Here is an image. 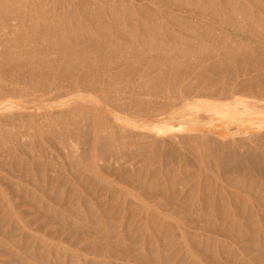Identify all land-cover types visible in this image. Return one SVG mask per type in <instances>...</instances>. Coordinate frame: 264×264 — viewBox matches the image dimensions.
I'll use <instances>...</instances> for the list:
<instances>
[{
    "label": "rangeland",
    "instance_id": "374dc122",
    "mask_svg": "<svg viewBox=\"0 0 264 264\" xmlns=\"http://www.w3.org/2000/svg\"><path fill=\"white\" fill-rule=\"evenodd\" d=\"M23 1L25 2V3H23ZM40 1L41 0H19V3H18V0H13V2H12V4H14L15 5V2H16V5L15 6H17V5H19L18 7H19V15H18V18L22 21V23H20L21 21L18 19L17 20V18L15 19V17H17V16H13L12 17V15H7V16H11L10 18H12L11 20H10V18H8L7 16V18L6 19H8L7 21H6V19H3V18H5V17H3V14H2V17H1V14H0V29H2V24L3 25H9L10 23L13 25V24H17V22H18V29H17V31L14 33V34H16V35H14V34H12L11 36L12 37H15V38H13V39H15V42H16V45H18V47H22L23 49L25 48L26 50H27V48L28 47H30L31 49L33 48V49H42V50H44V48H42L41 46L42 45H45L46 43L48 44L49 42V44H51V42H52V39H53V37H54V35H55V37H54V39L56 38V37H58V35H60L61 37H62V35H61V33H59V32H61L62 30H64L65 32H66V30H68V29H70L69 31H75V29H76V32H77V34L74 32L73 33V35L72 36H68V38H69V40H68V42L69 43H71L73 46H75L76 45V47L75 48H78L77 46L83 41L85 44H87V41L86 40H88L89 39V37L91 36V35H89V32H90V29L88 30V27L89 28H91V32L90 33H92V36H91V39L90 40H93L94 42H95V44L96 45H94V46H99L100 48H101V46H103L102 47V49H108L107 47H109L108 45L110 44V46L112 47V45L116 42V43H126V44H128V45H126V46H128V47H130V45H132V47L131 48H133V44L131 43L132 41H134V42H136L135 43V45H136V48H138L139 46H141V47H139L138 48V50L136 51V52H138V51H140V50H142L141 48L143 47L144 48V44L143 43H146V44H150V43H152L153 42V39H154V43H152L153 45L155 44V46L156 45H158V42L160 43V38L162 37V40L164 41L163 43L165 44V46H169V48L171 47V45L170 44H172L173 42H170V40L171 41H173V38H176V39H180V38H182V42H184L186 45H189L188 43H191L190 45L191 46H194V47H196L197 46V43L199 44L200 42L202 43V44H199V45H204L205 43H206V47H208V46H212L211 45V42L209 41V40H203L202 39V37H201V35H205L206 33H205V28H207L208 29V27H209V30L207 31L206 30V32L207 33H209V34H211L209 31L210 30H212L211 32H213L212 34H214L215 36H216V38H219V37H221V38H223V36H230V35H232V36H230L231 38H233V39H231L230 41H229V43H231L232 44V41L234 40L235 41V38H236V41L233 43L235 46L237 45V43L239 44V45H241V47H243V46H247V38L249 37V36H251V39L252 40H255V41H253V42H264L263 40H262V38L258 35V36H256L258 33H263L264 32V17H263V15H264V5H261V7L260 6H255V4H251V2H249V0H240V1H238L237 0V2H240V4L242 5H240V7H241V9L239 8V7H237L236 9L237 10H233V7H229V8H227V4L225 3V1L224 0H216V2H219V3H217L218 5L217 6H219V7H217V6H215V8L217 9V11L219 10V9H222V10H219V12H220V17H219V20L221 19H223V21H224V23H223V21H218V18L216 17L215 19H214V15H210L211 17L210 18H208L209 17V15H207L206 14V16H204L203 14H200V13H195V14H193V13H190V12H185L186 14H184V12L183 11H181V10H179V7L177 6V5H175L174 3H170V4H172L171 6L169 5V7H166V5L168 6V3H166L165 4V6H164V4L163 3H165V2H167V0L165 1L164 0V2H162V4H161V1L162 0H159V3L158 2H156L157 0H94V1H92V0H72V1H70V0H50V2L51 3H53V1H54V3L52 4V5H49V0L47 1V0H44V1H41V3H40ZM62 1H64L63 3H64V5H63V3H61ZM67 1V2H66ZM70 1V4H71V7H73V9L70 7V4L69 5H67L68 4V2ZM97 1H98V3H97ZM109 1H111V2H109ZM181 1H183V0H181ZM187 1H189V0H187ZM186 1V2H187ZM195 1H200L201 2V4L202 5H204V4H206V3H204L206 0H195ZM194 0H190L189 2L190 3H192V2H195ZM220 1H222L221 3L223 4V6H224V8H223V6H221L222 4L220 3ZM236 1V0H235ZM33 2V3H32ZM42 2H45V3H47L48 4V6H51V7H48V10H47V6H46V9H44V6L43 5H45V3L43 4ZM60 2V3H59ZM126 2V4H124ZM129 2H132V3H129ZM189 2H187L188 4L187 5H190V3ZM204 4H203V3ZM20 3L22 4V5H20ZM37 3H40V4H37ZM50 3V4H51ZM103 4V6L106 4L107 6H105V7H102L103 9H101V7H100V4ZM113 3V5H111ZM128 3V4H127ZM262 3L264 4V0H262ZM23 4H25V5H23ZM29 4V7H30V5L31 4H33V5H31L32 7H30V9H32V10H30V11H34V14L32 15V12H29L28 10H26V9H28L29 7L27 6V5ZM43 4V5H42ZM46 4V5H47ZM61 4L64 6V9L63 8H61ZM131 4H133V6H131ZM152 4V5H151ZM220 4V5H219ZM39 5H41L42 7H43V9L44 10H47L46 11V13H45V11H43V9L41 8V6H39ZM66 5H67V7H68V11H67V7H66ZM75 5L77 6V7H75ZM139 5V6H138ZM141 5V6H140ZM192 5V4H191ZM190 5V6H191ZM208 5V4H207ZM206 5V6H207ZM21 6H23V7H21ZM25 6V7H24ZM35 6V10H33V7ZM102 6V5H101ZM111 6V7H110ZM122 6V7H121ZM124 6V7H123ZM205 6V5H204ZM205 6V7H206ZM247 7L245 10L246 11H248V13L247 12H245L244 11V18L242 17V15H241V17L244 19L242 22H241V19L240 20H233L234 18V16H236V15H239V14H234L235 13V11H236V13H239V11H240V14L242 13V11H243V9H244V7ZM40 7V8H39ZM52 7H56V8H54L55 10H53V8ZM86 7V8H85ZM133 7V8H132ZM173 7V8H172ZM178 7V8H177ZM263 7V8H262ZM21 8H24L23 9V11H22V9ZM39 8V9H38ZM78 10H77V9ZM131 10H133V9H135V11L133 10H129V9ZM139 8V9H138ZM156 8V9H155ZM243 8V9H242ZM262 8V9H261ZM37 9H38V12H37ZM111 9V12L109 11ZM122 9V10H121ZM137 9H138V11H137ZM147 13L146 15H145V12H143V10ZM167 9V10H166ZM223 9H225V10H229V13H231V14H228V10L227 11H224ZM239 9V10H238ZM51 10H53V13H52V11ZM75 10V11H74ZM96 10V11H95ZM101 10H103L102 12H100ZM116 10V12H114ZM141 10H142V13H139V11L141 12ZM157 10V11H156ZM230 10H231V12H230ZM234 12H233V11ZM258 10V11H257ZM260 10H262V11H260ZM25 11H26V13H25ZM35 11L37 12V13H42V15L43 14H45V15H43L44 16V19L46 20V19H49L50 18V16H51V18L50 19H52V22H51V20H49V21H47V25L46 26H48L49 25V27H45L44 25H43V21L44 20H42L41 21V19H43L41 16L42 15H40V14H38L37 15V13L35 14ZM57 11H58V13H57ZM60 11V12H59ZM84 13H83V12ZM88 11V13H86ZM95 11V12H94ZM119 11H122V12H119ZM125 11L127 12L126 14H127V18L125 17V15L126 14H124L125 13ZM129 11H130V13H129ZM221 11H224V14H226V17H224V14L221 12ZM238 11V12H237ZM23 12V13H22ZM48 12H50V13H52V14H50V13H48ZM74 12H76L77 13V16H79V18L78 17H76V15L74 16ZM78 12H79V15H78ZM118 12H119V15H118ZM131 12H133L134 13V15H135V18L136 19H134V20H136V21H134L133 20V13H132V18H131ZM136 12V13H135ZM149 12V13H148ZM150 12H151V15H150ZM157 12V13H156ZM164 12V14H162ZM218 12V13H219ZM259 12V13H258ZM22 13V14H21ZM59 13H61V14H59ZM64 15H63V14ZM68 13V15L69 16H74V17H76V18H78V19H83V20H78V22L76 21L77 19H74L73 17H67V14ZM72 15H71V14ZM75 13V14H76ZM82 13V14H81ZM129 13V14H128ZM144 13V14H143ZM156 13V14H155ZM29 14H31V15H29ZM47 14V15H46ZM50 14V15H49ZM57 15V17L59 18L60 17V15H61V20H62V18L66 21V22H62L61 20H59L58 18H56V15ZM59 14V15H58ZM87 14H90V16H91V18L89 17V15H87ZM148 14H149V16H148ZM159 14V15H158ZM167 14V15H166ZM170 14V15H169ZM172 14H174V15H172ZM246 14H248L247 16H249V17H247V16H245ZM259 14V15H258ZM262 14V15H261ZM39 15H40V17H39ZM49 15V16H48ZM52 15H54V20H56V21H54L53 20V16ZM115 15V16H114ZM124 15V16H123ZM155 15L157 16V18L155 17ZM166 15V16H165ZM180 15V16H179ZM189 17V15H190V17H189V19H184V17H187V16ZM229 15H232L233 17H230ZM5 16V15H4ZM31 16H37V19L35 18V17H33V19L35 20V21H33V19L31 20V22H29L30 23V25L28 24V23H24V22H28L30 19H29V17H31ZM46 16V17H45ZM48 16V17H47ZM62 16H65V17H62ZM116 16H118V18L120 17V18H122L121 20L119 19H116ZM121 16H123V17H121ZM128 16H129V19H128ZM153 16V17H152ZM159 16H161V19H160V17ZM172 17V18H169V21H170V19L171 20H173L174 19V24H173V22L172 21H168V18L167 17ZM184 16V17H183ZM192 16H193V18H192ZM229 16V17H228ZM22 17H24V19L22 18ZM107 17V18H106ZM112 17H114L116 20H118V21H116L114 18H113V20L114 21H112L111 19H112ZM147 17H149L150 19H153L152 20V22L154 21V22H157L158 21V25H159V22H161L160 23V26H161V28L162 29H160V26L158 27L159 29H160V31L159 32H157L156 33V31H157V27L155 28V29H153L154 28V26H157V24L156 23H152V25H153V27L151 26V20L150 19H148ZM164 17H165V19H164ZM183 17V18H182ZM187 17V18H188ZM27 18V19H26ZM39 18V19H38ZM68 18H70L69 20H68ZM74 20H73V19ZM108 18H110V19H108ZM140 18V19H139ZM143 20H142V19ZM147 18V19H146ZM159 18V19H158ZM179 18V20H178V22L180 21V20H183L182 22H184V23H186V25H187V23H189L191 20L192 21H195V23H192V21H191V25H193V29L194 30H196V32H197V30H198V32H199V29H201V31L199 32L200 33V35L198 34V32H197V34H196V32H194V31H190L189 29H190V24H188L189 25V29L188 28H184V27H182V26H180L179 24V26H177V23L178 22H176L175 23V20L177 21V19ZM190 18H192L191 20H190ZM212 18H213V21H212ZM230 18H232V21H233V23H232V25H230V24H228L227 25V23H229V22H226V20L227 21H229V20H231ZM247 18H249V20L247 19ZM258 18V19H257ZM260 18H262V19H260ZM29 19V20H28ZM73 20V22H72V20ZM92 19V20H91ZM144 19H146V20H150V21H146V20H144ZM157 19V20H156ZM210 19V20H209ZM225 19V20H224ZM236 19V18H235ZM238 19V18H237ZM1 20H4V21H1ZM38 20H40L39 22L41 23V26H42V29H41V27H39L40 26V23L39 22H36V21H38ZM63 20V21H64ZM108 20H109V22H108ZM129 21V23H128V21ZM132 20H133V22H132ZM156 20V21H155ZM165 20H167V21H165ZM188 20H190L189 22H188ZM202 20V21H201ZM248 21V24H247V21ZM259 20H263L262 22L260 21L259 22ZM11 21V22H10ZM54 21V22H53ZM58 21H61V23H62V26L60 27L62 30L60 31L59 29L60 28H58L57 29V27H59V24H60V22H58ZM115 21H116V23H115ZM119 21H121L122 23L121 24H123V25H121V24H118L117 22H119ZM138 21H141V23H139ZM143 21V22H142ZM146 21V22H145ZM201 23H200V22ZM205 21V22H204ZM235 21V22H234ZM8 22V23H7ZM10 22V23H9ZM51 22V23H50ZM58 23V26L56 25L57 23ZM75 22V23H74ZM76 22H77V24H76ZM81 22H82V24H81ZM114 22V23H113ZM130 22H132L131 24H132V27L133 28H131L130 26ZM169 24L170 23V26L167 24V23ZM203 22H204V24H203ZM242 23L245 27H247V28H245L247 31H245V29L244 28H242V26L243 25H238V27L239 28H242V29H240V30H243V31H245V33L244 32H238V31H240L239 29H236V28H238L237 26H235L236 24H234V23ZM246 22V23H245ZM5 23V24H4ZM31 23H33V24H31ZM48 23H50V24H48ZM56 23V24H55ZM64 23H65V25H64ZM68 23V24H67ZM75 24V26L77 25V27L75 28L73 25ZM79 23H80V25H79ZM89 24V26H88V24ZM104 23V24H103ZM112 23H113V25H112ZM129 24V26H128V24ZM133 23H135V24H133ZM139 23V24H138ZM144 24V26H142L143 24ZM149 23V24H148ZM197 23V24H196ZM199 23V24H198ZM221 23V24H220ZM255 23H258V24H255ZM26 24V26L24 27L23 25H25ZM56 25V26H53V25ZM84 24H87L86 26H84ZM116 24H118V25H116ZM164 24V25H163ZM167 24V25H166ZM226 26H229V27H225V25ZM21 26V28H20V26ZM32 25V26H31ZM97 25V26H96ZM100 27H99V26ZM104 25H106V26H104L105 27V29H104V27L103 26ZM110 25H112V26H110ZM114 25H116V26H114ZM119 25H121V26H119ZM125 25V26H124ZM149 25V26H148ZM174 25V26H173ZM185 25V26H186ZM187 25V26H188ZM195 25V26H194ZM235 27H234V26ZM260 25V26H259ZM27 26H28V28H27ZM66 27V28H64V27ZM67 26H69L70 28H68ZM88 26V27H87ZM113 27L114 26V31H113V28L112 29H109V28H106V27ZM124 26V27H123ZM143 28H142V27ZM167 26V28H164V27H166ZM176 26V27H175ZM199 26V27H198ZM213 26V27H212ZM214 26H216V27H218V29L215 27L214 28ZM231 26H233V28H230ZM255 26H256V28H255ZM34 27L36 28V30L34 29ZM54 28V29H52L51 30V28ZM81 27V28H80ZM84 27V28H83ZM98 27V28H97ZM121 27V28H120ZM144 27L147 29H144ZM151 27V28H150ZM170 27H172V29H170ZM175 27V28H174ZM182 27V28H184L183 30L182 29H180V28ZM205 27V28H204ZM212 27V28H211ZM254 27V28H253ZM260 27V28H259ZM24 28H26V29H24ZM85 28H86V30H85ZM117 28H119L120 30L119 31H121V33H118L117 31H118V29ZM123 28L124 29H126L125 30V32L123 31ZM148 28H150V29H148ZM169 28V29H168ZM178 28L180 29V31L178 30ZM196 28V29H195ZM199 28V29H198ZM211 28V29H210ZM21 29H23V31L25 30V33H27V35H25V33L21 30ZM28 29H30V30H28ZM32 29H34L33 30V32H32ZM39 29H40V32H38L39 31ZM50 31V35L52 36L53 35V37L51 38L50 36H49V32H47L48 34H46V31ZM48 29V30H47ZM59 31H57V30ZM79 29H81V31H82V34H80L81 32L80 31H77V30H79ZM94 29H96L95 30V32H94ZM102 30V29H104L105 31H104V33L102 32V31H99V30ZM111 31V33L109 32V34L107 33L108 31ZM117 29V30H116ZM128 29V30H127ZM132 29V30H131ZM134 29V30H133ZM143 29H144V34H143ZM166 29V30H165ZM176 29V30H175ZM188 29V30H187ZM202 29H203V31H202ZM214 29V30H213ZM228 29H231V30H228ZM233 29V30H232ZM255 29V30H254ZM259 29V30H258ZM54 30V31H53ZM83 30H85L84 32H83ZM129 30H130V32H131V34H130V32H129ZM139 30H140V32H139ZM164 32H162V31ZM175 30V31H174ZM178 30V31H177ZM185 30V31H184ZM236 30H238V31H236ZM253 30L254 31H256L255 33L253 32ZM24 33H22V32ZM34 31H37V32H35V36H34ZM89 31V32H88ZM100 32V34H99V32ZM122 31L124 32V33H122ZM132 31H133V34H132ZM148 31H150L148 34L150 35V33L153 31V32H155L158 36H156V35H154L155 33H151V37L152 36H154L155 38H150V36L147 34V32ZM166 31H168L167 33H165ZM186 35H182V32ZM187 31L189 32L190 31V33L191 32H193V33H195V34H193L194 36H191L192 34H189V33H187ZM214 31H216V32H214ZM234 31H236V32H234ZM21 32V33H20ZM30 32V33H29ZM32 32V33H31ZM45 32V33H44ZM53 32H54V34H53ZM79 32V33H78ZM112 32H114V33H112ZM170 32V33H169ZM188 34H186V33ZM203 34H202V33ZM221 35V36H219L218 35V33ZM20 33V34H19ZM56 33L58 34V35H56ZM86 33V34H85ZM98 33V34H97ZM127 33V34H126ZM140 33H142V34H140ZM160 33V34H159ZM161 33H163V36H161ZM173 33V34H172ZM176 33V34H175ZM217 33V34H216ZM233 33V34H232ZM235 33V34H234ZM247 33V34H246ZM31 34V35H30ZM62 34L64 35V33L62 32ZM75 34V35H74ZM106 35V34H108V36L106 35V36H102V35ZM120 35L121 36V38H119L117 35ZM122 34L124 35V34H126V39H128V40H126V39H124L123 37H125V35L122 37ZM128 34L130 35V36H128ZM142 35L141 37L142 38H140V35ZM171 35V36H173L172 38H171V36H169V38H171L170 40L167 38L168 36H166V35ZM211 34V35H212ZM225 34V35H224ZM237 34V35H236ZM249 34V35H248ZM14 35V36H13ZM21 35V36H20ZM22 35H23V37H22ZM38 35V37L36 38V36ZM42 35H48L47 36V39L49 38H51L50 40L51 41H49V42H43L42 43V41H45V39L44 38H46V36H43L42 37ZM82 35V36H81ZM94 35V36H93ZM96 35H98V37H96ZM131 35L133 36L134 35V37H133V40L131 39V38H128V37H131ZM213 35V36H214ZM10 36V39H12V37ZM58 37L57 39H59V38H61V37ZM80 36V38H78ZM88 36V37H87ZM116 36H117V38H116ZM149 37L150 39H151V41L150 40H148V39H146L145 37ZM161 36V37H160ZM183 36H184V39H183ZM190 36V37H189ZM196 36H197V38H196ZM198 36H199V39H198ZM214 36V37H215ZM245 36V37H244ZM247 36V37H246ZM253 36H255V38L253 37ZM22 39H24V41H26L27 40V43H25V45H24V42H23V40H21V38ZM30 37L32 38L31 39V41H30ZM34 37V38H33ZM100 37L103 39L102 41H100ZM110 37V38H109ZM114 37V38H113ZM147 37V38H148ZM160 37V38H159ZM166 37V38H165ZM187 37V38H186ZM201 37V38H200ZM227 37H225V39L227 38ZM20 38V39H19ZM26 38H28V39H26ZM42 38V39H41ZM98 38V39H97ZM104 38H106V39H109V40H106V39H104ZM123 38V39H122ZM158 38V39H157ZM192 38V39H191ZM250 38V37H249ZM254 38V39H253ZM12 39V40H13ZM35 39L37 40V42L35 41ZM44 39V40H43ZM46 39V40H47ZM48 39V40H49ZM53 39V40H54ZM76 39V40H75ZM95 39H97L96 41H95ZM116 39V40H115ZM131 39V40H130ZM135 39V40H134ZM143 40L142 42L140 41V40ZM169 41H168V40ZM47 40V41H48ZM115 40V41H114ZM185 40V41H184ZM189 40H190V42H189ZM227 40V39H226ZM228 40H229V37H228ZM240 40H242V41H240ZM259 40V41H258ZM22 43H21V42ZM41 41V42H40ZM100 41V42H99ZM104 41H108V42H106L107 43V45H106V43H104ZM126 41H129V42H126ZM131 41V42H130ZM194 42V44H192L193 42ZM199 41V42H198ZM203 41H204V43H203ZM246 41V42H245ZM19 42V43H18ZM35 42V43H34ZM40 42V43H39ZM96 42H98V43H96ZM101 42H103L104 43V45H101L102 43ZM133 42V43H134ZM150 42V43H149ZM208 42H210V44L208 43ZM240 42H242V44L240 43ZM21 43V45H19ZM32 43H33V45H35V46H33L32 45ZM78 43V44H77ZM109 43V44H108ZM123 43V44H124ZM214 43V42H213ZM212 43V44H213ZM40 44H42L41 46H40ZM48 44V45H49ZM101 46H100V45ZM195 44H196V46H195ZM208 44V45H207ZM28 46V47H25V46ZM48 45L45 47V46H43V47H45V49L48 47ZM125 45V44H124ZM215 45V44H214ZM239 45H237V46H239ZM138 46V47H137ZM157 47V46H156ZM30 48H28V49H30ZM90 48V47H89ZM24 49V50H25ZM0 50H1V48H0ZM103 50V51H104ZM133 50H135V48L133 49ZM88 53L89 52H87V55L84 53L83 55L82 54H80V55H82V56H84V57H87V56H89L90 54H91V52L89 53V55H88ZM138 54V53H137ZM86 55V56H85ZM80 62H82V61H80ZM238 63H240V61H237L236 63H234L233 65H234V67H233V65L231 66V68H232V70L233 69H235V70H233L234 72L236 71V70H238V69H240L241 67H243V66H245V65H243V66H241V63H243V64H245V62H241L240 64H238ZM77 64H79V62L77 61ZM236 64H237V66H236ZM137 65H138V63H137ZM144 65V64H143ZM239 65H240V68H239ZM95 66H97L98 67V65H97V63H95L94 64V69H96L95 68ZM100 66V65H99ZM140 66V65H139ZM141 66H142V64H141ZM144 67V66H143ZM92 69H93V67H91ZM103 67L102 66H100V67H98V71H96L95 70V72H97V73H99L98 75H96L97 73H95V72H92L91 73V71H94V70H92V69H89V70H87L86 72L88 73V74H91V75H88L89 77H87L86 78V83L87 84H89V83H93L95 80L97 81V79L98 80H102L103 82H101L100 83V85H102V84H104V71L103 70H101L100 71V69H102ZM91 70V71H90ZM232 70H229V72H228V74H230V72L232 71ZM100 71V72H99ZM260 71H262V70H255V71H253L252 72V74H254V73H256V72H260ZM93 73H95V75L93 74ZM102 73V74H101ZM101 74V75H100ZM8 75H11V77H10V79L11 80H14L13 79V73H8ZM94 75V76H93ZM95 76H96V78H95ZM63 78V77H62ZM61 78V79H62ZM91 78V79H90ZM218 78V77H217ZM217 78H211V81H212V79H213V81H221L222 80V77H220L219 76V79H217ZM220 78H221V80H220ZM216 79V80H215ZM80 80H82L81 78H80ZM79 80V83L81 82ZM89 82V83H88ZM95 83V82H94ZM213 83H215V82H213ZM17 83H15V85H16ZM81 84V83H80ZM183 85L181 86L180 85V87H178V89L180 90V92H179V90H178V92L179 93H181V92H183V89H181L182 87L184 88V83H182ZM263 84V85H262ZM19 85V84H18ZM260 85H262V86H264V82H260ZM86 87H88L87 85H86ZM102 87V86H101ZM107 89V86L104 84V89ZM170 89V88H169ZM182 90V91H181ZM172 89H171V94H172ZM94 94H93V93ZM98 91H96V93L94 92V91H92V90H90V91H85V92H83L82 94H80V95H73V94H71V95H65V96H63V97H60V98H57V99H54V100H51V101H49L48 103H50L49 105H44V106H39V105H34L33 103H27V102H25V99H26V97H22V96H18V95H16V94H10V95H6L4 98H1L0 99V116H1V118H2V116H3V118H5L4 116H7L6 117V119H5V121H4V119L1 121L0 120V148H1V145H4V143H5V145L4 146H2V148L4 149V147H12L11 149L10 148H8L9 150H7V151H5V152H3L2 150L3 149H1L0 150V156H2L3 158H4V156H5V154L7 153V155L8 156H6L5 157V161H4V159L2 158V157H0V167H3V168H0V193H1V195H3V198H1L0 199V243L1 244H4V245H6V246H8L9 247V245H10V249H12L13 251H15V253L16 254H18V255H20L24 260H26V261H28V262H30V263H32L33 262V264H42V262H43V260H45L46 261V263L47 264H69V262L72 260V263H74V264H78L79 262L81 263V259H82V255H80V254H88L87 256H89L88 258H93V257H95V255H94V251H97V247H90V249L89 250H86L85 251V244L88 242V239H84V240H79L78 241V239L80 238V236H81V233L83 234V231H80V229H74V227H72V226H63L62 224H60V222H57L56 220H54V219H52V214H54L55 212L56 213H63V215H65V217H69V218H72V219H75L74 218V215L77 217V215L76 214H74V212L76 213V212H79V213H81V211H84V212H82L81 213V217H83V219L81 218V220L82 221H87L88 223H90L91 222V217L89 218V215L90 214H97L96 216H97V218L99 219V218H101L103 215H106L107 213H108V215H106L108 218H109V220H108V218L106 219V216H104V219L102 218L101 220H100V222L101 223H103V224H101L100 222H99V224L100 225H104L103 227H106L107 228V230H110L111 232V234H117L118 235V238H119V240H122V241H120L121 243H122V245H123V242H124V247L125 248H127L128 250H130V249H132V251H133V249H134V251H145L144 253H142V252H140V253H142V254H146V257H149L150 255L152 256V255H155V257L157 258V259H159V256H160V258L161 259H159L163 264H165V261L166 260H164V258L166 259H168V260H170L171 259V263L170 264H180L182 261H184V260H186V263H185V261L184 262H182L181 264H191L192 262H197V264H231V259H233V257L236 255V260H239V261H243L244 262V258L247 260H245L246 261V263L245 264H261V261H262V264H264L263 262H264V253H262L263 255H260L259 253H261V252H264V250L262 249L263 248V246H264V236L262 237V235H260V233L263 231V233H264V201H263V198H264V193H262V192H264V142L262 141V138H261V136H262V134H263V132H264V109L263 108H257V107H251L250 106V108H247L248 109V111H249V116H244V114H243V112L245 111V108H246V106H247V101H250V100H252V98L251 97H249V100H248V96L247 97H245V96H241V97H239L240 98V102L237 104V106L236 107H230V108H228V109H225L223 106H218L213 100H207V99H197V100H192V101H189L188 102V104L185 106V107H182V108H180V106H177L175 109H178V113H176L174 116H171L172 118H171V122L172 123H183L184 125H183V127L182 128H180L179 126H177V127H171V125L169 126V125H167V123H164V122H155V126H158V127H166V128H169L170 129V131H172V132H174V133H177V134H182V135H189V134H196V133H199V132H202V133H205V134H207L208 136H213V137H216V138H221V139H223L224 141H230V143L231 144H233V146H232V149H234V150H236V152L238 153H236V157L238 158V160H239V162H238V164H236L234 167H231V169H230V167H229V169H228V167H227V169H225L219 162H218V157L216 156V155H218V153L216 154V153H214V154H212L211 153V151H210V149H209V147H208V144L205 142V141H202V140H189V141H187L186 142V144H181V145H178V149H181L180 150V152H181V155H180V153H179V150H176L178 153H175L174 152V154L173 153H168V155H169V157H168V155H167V153H165L166 152V150H165V148H162L161 146H157V145H153L152 144V146H150L151 145V143H149L150 145V148L148 149V150H146V151H143V153L141 152V154H143L144 155V157L142 156H140V152L139 153H136V152H138V150L140 151V148L139 147H137V148H135L134 146H133V144L135 143L136 144V142H138L137 140H135V137H134V134L136 133V134H144V133H149L151 130H152V128H151V126H144V128H139V127H137V124H140V123H142V121H146L147 119L146 118H143V117H135V116H133V115H131L128 111H126V110H116V108H114L113 107V105H112V103L110 102V100H105V98H103V96H102V94H101V92H98ZM84 93H86L85 95H84ZM184 93V92H183ZM183 93H181V94H179L180 96H182L183 95ZM89 95V96H88ZM98 95V96H97ZM34 97V96H33ZM85 97V98H84ZM89 97V98H88ZM90 97H91V99H90ZM94 97V98H93ZM78 98H79V100H78ZM251 98V99H250ZM94 99V100H93ZM104 99V100H103ZM81 100V101H80ZM82 101H84L83 102V109H82ZM88 101V102H87ZM75 102H77V103H75ZM128 102V101H127ZM88 103V104H87ZM90 103V104H89ZM94 104V105H93ZM78 106V107H76V106ZM80 106V107H79ZM92 106H94V112H95V110H96V112L97 113H99V114H97V116H95V114H94V112H92L93 111V109H91L92 108ZM42 107V108H41ZM90 108V110H89V108ZM96 107H98V108H100V109H98V108H96ZM75 108H77L76 110H78V112H75V111H72V110H74ZM79 108V109H78ZM85 109H87V110H85ZM68 110V111H67ZM79 110H81L80 112H81V115L80 116H78L79 114H80V112H79ZM85 110V111H84ZM99 110V111H98ZM63 111V112H62ZM65 111H67V112H65ZM83 111H84V113H83ZM88 111V113H90V112H92V113H90V115L89 116H87L86 118L85 117H83V116H86V114L87 113H85V112H87ZM48 114V115H46V119L43 117L46 113ZM52 112V113H51ZM59 112L60 113H62L61 115L59 114ZM68 112H70V114L68 113ZM75 112V114H78L77 116L76 115H74L73 113ZM95 112V113H96ZM21 113V114H20ZM82 113H83V115H82ZM103 113H105V114H103ZM67 114V115H66ZM71 114H72V117H71ZM10 115H12V117L14 116V118L13 119H11V120H8V119H10ZM17 115V116H16ZM21 115V116H20ZM58 115L60 116L59 117V120L61 121H59L58 120ZM75 116V118H74V116ZM8 116H9V118H8ZM19 116V117H18ZM64 116V117H63ZM65 116H67V118L65 117ZM94 117L93 119L94 120H91L89 117ZM102 116V117H101ZM108 116H109V118H110V120L111 121H109V119H108V122H107V119H106V117L108 118ZM11 117V118H12ZM41 117H42V120L45 122V121H47L48 122V126H47V124H45L44 122H42V120H41ZM78 117L79 118H81L79 121H81V122H78ZM117 117H120V119L121 120H118L117 119ZM247 117L251 120V121H253V122H261V124L263 125L261 128H257L259 125H261V124H259V123H252V124H247L246 122H245V119H247ZM16 118V119H15ZM83 118L85 119V121H87L88 122V118H89V122L88 123H86L85 124V122H84V120H83ZM101 118V119H100ZM20 119V120H19ZM29 121H28V120ZM69 119H71L72 120V123H74L73 122V120H75V122H78V124H77V126H72V125H70V121H69ZM100 119V120H99ZM41 121V122H40ZM92 121V125H94V126H92L91 125V122ZM29 122H30V124H29ZM110 122H111V124H110ZM18 123V124H17ZM53 125L52 127H55L54 129L53 128H51L52 129V133H53V131H55V133H56V131H57V134H55V133H53V135L52 134H50L51 132V130L49 129V127H51V125ZM60 123V124H59ZM71 123V124H72ZM81 123V124H80ZM106 123V124H105ZM17 124V125H16ZM22 126H20V125ZM29 124V125H28ZM47 126V130H46V126ZM63 126H62V125ZM68 126V127H66V125ZM86 125V127H88L87 128V130H88V133L86 134V132L85 133H83L85 130H86V128H85V125ZM88 124H90V125H88ZM50 125V126H49ZM60 125V126H59ZM76 125V124H75ZM82 125H84V128H83V126ZM104 125H106V127H104ZM109 125V126H108ZM111 125H112V127H111ZM147 125V124H146ZM9 126H10V128H9ZM30 126V127H29ZM61 126L65 129V131H63V128H61ZM71 127V129H70V127ZM80 126H82L81 128L83 129H81L80 128ZM95 126H96V129L97 130H95ZM115 126H116V128L118 127V129L117 130H115L116 128H115ZM12 127V128H11ZM56 127H57V129H56ZM67 128V130H66V128ZM76 127V128H75ZM100 127V128H99ZM32 128V129H31ZM34 128V129H33ZM78 129V130H73L72 132H74V134L77 136L76 137V139H78V136H80V134H85V135H81L82 137H80L81 138V140H83V143H85V141H86V143L85 144H82V142L81 141H79V142H81V144L82 145H80V149H81V152H80V157H76L75 158V160L76 161H78V159H79V163H80V161L82 162V164H81V166L80 167H82V165L84 166V165H87L86 167H87V171L89 172V173H91L90 175L88 174L87 175V173L88 172H85L84 171V169L86 168V167H82V168H84V169H82L81 168V170H83V172L84 173H86V174H84L82 171L80 172L79 171V169H78V162H76L77 163V165L75 166L74 165V163H75V160H73V157L72 156H70L68 153H66L65 151H63V147H62V145L61 144H63V145H65V144H68L69 143V139H67L66 137H64V135L65 136H67V137H69V136H71V139L73 138L74 139V137H75V135L74 134H72L71 133V131L70 130H72V129ZM93 128V129H92ZM109 128H111V130L113 131V134L115 135H113L112 133H111V131H110V129ZM48 129H49V133H48ZM56 129V130H55ZM68 129H70V130H68ZM81 131H80V130ZM92 129V130H91ZM104 129H106L107 130V132L104 130ZM125 130L126 131V135H125V131H122V130ZM13 130V131H12ZM15 130V131H14ZM45 132H44V131ZM99 130L100 131H102V132H100L101 133V135H100V133H99ZM110 131V133H108L109 131ZM118 130H120L119 132H118V134H117V132L116 131H118ZM9 131H11V132H9ZM17 131V132H16ZM60 131V134L58 133ZM70 131V132H69ZM79 131H80V133H79ZM93 131H94V133H93ZM6 134V132L8 133V134H6L7 135V137L6 138H4V136H5V134ZM21 132V133H20ZM25 132V133H24ZM67 132L69 133V134H67ZM104 132V134H102ZM122 132L124 133L123 135H122ZM142 132H144V133H142ZM13 133V134H12ZM66 133V134H65ZM91 133V134H90ZM127 133H128V135H130L129 133H131V137L129 136L128 137V135H127ZM133 133V134H132ZM17 134H19V136L17 135ZM71 134V135H70ZM100 135V137L102 138V141H103V139H105L107 136V138L109 139L108 141H107V139H106V143L103 141V142H101V143H103V145L100 143V145H99V141H100V139L101 138H99V135ZM107 134V135H106ZM8 135L10 136V137H8ZM12 135V136H11ZM14 135H17L18 137L16 138H14ZM74 135V137H72ZM92 135H95V136H90ZM112 135H113V137H112ZM123 136L122 138H120L119 139V137L120 136ZM256 135V136H255ZM259 135V137H257ZM23 136H24V138H23ZM58 136V138L56 139L55 137H57ZM59 136H60V138H59ZM110 136V137H109ZM117 136V137H116ZM125 136H127L126 137V139H127V144H129V145H132L133 146V148L131 149L130 148V146L129 145H127L126 144V142H124V141H126V140H124L125 138ZM11 137H13L12 139H10ZM88 137H90L91 139H90V144H91V146L93 147V144H95L94 146H95V148H97V150L98 151H100V152H98L96 149H94L93 148V151H92V147L91 146H86V144H87V138ZM113 139H118L119 141L118 142H120V143H124L123 145H121V144H119L118 142V144L116 143V141L115 140H113ZM245 138V141L244 142H247V143H242V142H240V138ZM7 138H8V140H7ZM64 138H65V140H64ZM80 138L78 139V140H80ZM124 138V139H123ZM129 138L131 139V140H129ZM132 138H133V140H132ZM241 138V139H242ZM252 138V139H251ZM20 139V140H19ZM87 139V140H86ZM94 139V140H93ZM98 140V143H96V140ZM110 139H112V140H110ZM136 139H138V138H136ZM140 139V138H139ZM138 139V140H139ZM238 139V140H237ZM246 139H247V141H246ZM7 140V141H6ZM9 140H10V142L12 143V144H10V142H9ZM64 140V141H63ZM239 141L238 143H237V141ZM242 140H244V139H242ZM249 140V141H248ZM253 140V141H252ZM15 141V142H14ZM53 141V142H52ZM67 141V142H66ZM109 141H110V145L108 144L109 143ZM111 141H112V143H111ZM130 141V142H129ZM133 141V142H132ZM140 141V140H139ZM143 141V140H142ZM218 141V140H217ZM17 142V143H16ZM42 142V143H41ZM88 142V143H89ZM233 142V143H232ZM27 143V144H26ZM30 143V144H29ZM37 143H38V147H37ZM54 143V144H53ZM61 143V144H60ZM116 143V145L114 146V147H112L114 144ZM89 144V145H90ZM97 144V145H96ZM107 146V144H108V146H110L109 148H108V146H107V148H105V145ZM113 144V145H112ZM126 144V145H125ZM134 144V145H135ZM145 145H148V143H144ZM241 144V145H240ZM60 145H61V147H60ZM117 145H118V149L120 148V146H121V148H120V150H123L124 149V147H126V150L128 151V148H130L129 149V151L130 152H127V151H119L118 149H117ZM137 145H139V144H137ZM57 146H58V149H60V148H62V151H61V155H60V152H58L59 150L57 149V151H56V148H57ZM85 146H86V148L87 147H90V148H87V153L88 154H85V152H82V150L83 151H85ZM124 146V147H123ZM141 146V145H140ZM153 146H156V147H154L155 149H153ZM7 147H6V149H7ZM83 147V148H82ZM99 147H100V149H99ZM158 147V148H157ZM188 147V149H189V151L191 152H189L188 151V149L186 150V148ZM249 147V148H248ZM54 148H55V150H54ZM112 148H113V150H112ZM139 148V149H138ZM152 148V149H151ZM157 148V149H156ZM176 148V149H177ZM216 149H215V151H220L221 150V152H222V150L224 149V147L219 143L218 144V148H217V145H216V147H215ZM247 148V151H245V149ZM48 149V150H47ZM105 149H107V151H105V153L107 152H109L110 153V151L112 152H116V154H118V153H120L121 152V154H119V155H123L124 156V153L126 154V152H127V157L126 158H129V156H130V154L129 153H131V151L133 152V149H134V153H131L132 155H134L135 153V155H138L137 156V158H136V160L138 159V161H140V159H141V161L140 162H138V164L136 165V169H135V171L136 172H134L133 174H132V170L130 169L131 167H130V165H128L129 163L127 162V163H125V167H129V169L127 170V168H123V166H124V164H123V166H114V165H111V167L109 168V166L108 165H106L104 168L103 167H99V165L98 164H96V157L95 156H97V155H99L103 150ZM108 149H109V151H108ZM159 149V150H158ZM219 149V150H218ZM35 150V151H34ZM44 150H45V154H43L44 153ZM54 150V151H53ZM116 150V151H115ZM158 150V151H157ZM198 150H200L199 152H198ZM2 151V152H1ZM12 151V152H11ZM19 151H23L22 152V154H23V156L21 155V153L19 152ZM47 151V152H46ZM80 151V150H79ZM103 151V152H104ZM119 151V152H118ZM150 151H151V153H150ZM155 151V152H154ZM161 151V152H160ZM244 151V152H243ZM249 151V152H248ZM251 151H255V152H260L259 154H261V159H263L261 162H260V164L261 165H259L258 163L259 162H256V161H247V160H245V157L244 156H246L247 154H249ZM18 154H17V153ZM35 152H36V154H35ZM49 152V153H48ZM57 152V153H56ZM65 154H64V153ZM98 152V153H97ZM123 152V153H122ZM1 153H4V154H2L1 155ZM10 153L12 154V155H10ZM19 153H20V157L19 158H17L18 156H19ZM27 153V154H26ZM42 153V154H41ZM46 153H47V155H46ZM148 153V154H147ZM194 153V154H193ZM14 154H16V157L15 156H13ZM30 154V156L28 157V155ZM54 154V155H53ZM57 154L59 155V157H58V159H57V157L54 159H52L51 157H52V155H53V157L54 156H57ZM90 154H93V155H90ZM94 154H95V156H94ZM145 154H146V156H145ZM150 154V155H149ZM151 154H152V156H151ZM158 156H157V155ZM164 154V155H163ZM183 154V155H182ZM196 154V155H195ZM4 155V156H3ZM40 155H43V156H40ZM85 155H86V157H85ZM129 155V156H128ZM131 155V156H132ZM134 155V156H135ZM150 156V158H152L153 159V161H149L148 163H146V161L144 162V159H145V157H147V156ZM155 157H154V156ZM195 155V156H194ZM207 155V156H206ZM242 155H243V161H242ZM10 156H11V159H10ZM36 156V157H35ZM51 156V157H50ZM62 158H61V157ZM65 156V157H64ZM67 156V157H66ZM69 156H70V158H72V159H70L69 158ZM92 159H94V165H92L91 164V161L93 162V160H91V158ZM126 156V155H125ZM167 156V157H166ZM173 156V157H172ZM183 158H182V157ZM189 156V157H188ZM23 157V158H22ZM39 157H44V159H39ZM88 157V158H87ZM139 157H140V159H139ZM154 157V158H153ZM164 157V158H163ZM177 157V158H176ZM188 158V161H187V158ZM191 157V158H190ZM8 158L10 159L9 160V162H10V164L8 163ZM31 158L33 159V162L31 161ZM36 160H35V159ZM37 158H38V160H37ZM59 158H61V161H58V160H60ZM66 158V159H65ZM85 158H87L86 159V161H84V159ZM166 158H167V160H166ZM174 158H176L175 160H174ZM181 158H182V160H181ZM198 158H199V160H198ZM1 159H2V161H1ZM7 159V160H6ZM29 159H30V161H29ZM49 159H51L52 160V164H53V162H54V164L53 165H55L56 163V165L58 166V168H57V166H53L52 164H51V162L49 161ZM67 159H68V161H69V163H70V165L68 164V161H67ZM89 159V160H88ZM155 159V160H154ZM190 159H192V160H190ZM194 159V160H193ZM25 160V161H24ZM39 160H40V162H43L44 163V161L47 163H45V164H42V165H44L43 166V170H45L44 171V174H45V177H44V175H43V170H40L41 168H42V166H41V164H39L40 162H39ZM43 160V161H42ZM48 160V161H47ZM56 160V161H55ZM88 160V161H87ZM166 160V162L164 163V161ZM169 160H171V161H169ZM176 160H177V162H176ZM189 160H190V164H188L189 163ZM205 160V161H204ZM211 160H212V162H213V165H212V162H211ZM4 161V162H3ZM21 161H23V162H21ZM37 161L39 162V163H37ZM67 161V162H66ZM84 161V162H83ZM155 161V162H154ZM196 162V164L195 165H197V166H195L194 164V166H192V162ZM90 163V165L92 166L91 167V169L93 168V170L94 171H91V169H90V165H89V163ZM169 162V163H168ZM181 162V163H180ZM20 163V164H19ZM38 165H37V164ZM73 163V164H72ZM144 163H146L147 165L146 166H148V164H150L151 166H148V167H152L153 165V167H152V169L154 170H152V169H150V168H148V167H146V166H144ZM176 163V164H175ZM184 163V164H183ZM249 163V164H248ZM33 164H34V166H33ZM50 164V165H49ZM68 164V165H67ZM180 164V165H179ZM251 164V165H250ZM252 164H254L253 166H252ZM45 165H46V168H45ZM48 165H49V170L52 168L53 170H52V172H54V173H56V174H50V171L49 170H47L48 169ZM64 165H65V167H64ZM72 165H74L75 166V168H77L78 169V171L80 172L78 175H77V169H76V173H75V170L73 169L74 168V166L73 167H71ZM127 165V166H126ZM200 165V166H199ZM260 166V170H259V167H257V166ZM7 166H8V168H7ZM18 166V167H17ZM19 166H21V167H19ZM50 166H51V168H50ZM67 166V167H66ZM108 166V167H107ZM161 166V167H160ZM181 166H182V168H181ZM213 166V167H212ZM14 167V168H13ZM28 167V168H27ZM39 167V168H38ZM41 167V168H40ZM63 167V168H62ZM119 167H121L120 169H122L121 171H124V174L123 173H121L120 171H117V169H119ZM198 167V168H197ZM199 167H200V169H199ZM222 167H223V171L225 172H223L222 171ZM4 168H6L5 170H3ZM18 168H19V170H18ZM20 168H22V169H20ZM33 168H34V171H33ZM35 168H36V170H35ZM54 168H56V169H54ZM66 168H67V170H66ZM68 168H69V171H68ZM109 168V169H108ZM117 168V169H116ZM139 168H140V170L141 171H139ZM146 168H147V170H148V172L149 173H147V172H144L143 170L145 169L146 170ZM159 168V169H158ZM184 168V169H183ZM188 169L187 170V172H186V169ZM214 168V169H213ZM234 168V169H233ZM18 171H20L19 173H16L17 172V170ZM26 169L28 170L27 172H26ZM31 169H32V171H31ZM60 169V170H59ZM90 169V170H89ZM96 169H98V171L96 170ZM103 169V170H102ZM112 169H114V170H112ZM119 169V170H120ZM138 169V170H137ZM157 169L158 170H160L161 169V171L160 172H162L163 174H165V175H161L160 173H159V171H157ZM168 169V170H167ZM179 169V171H175V170H178ZM200 170V173H199V170ZM233 169V170H232ZM256 169V170H255ZM8 170V171H7ZM16 170V171H15ZM23 170V171H22ZM39 170H40V172L42 173L41 175H39ZM104 170L106 171V172H104ZM115 170H116V172H115ZM127 172H126V171ZM130 170L132 171V172H130ZM151 170H152V172H151ZM227 170V171H226ZM6 172V176H5V172ZM22 171V172H21ZM25 171V172H24ZM72 171H73V173H72ZM98 172V173H95L94 174V172ZM102 171V172H101ZM114 171V172H113ZM137 171H139V172H137ZM211 171V172H210ZM214 171H216V172H214ZM236 171H237V173H236ZM260 171V172H259ZM8 172H10V173H8ZM39 172V173H38ZM46 172V173H45ZM66 172H68L67 174H66ZM130 172V173H129ZM166 172L167 173H169V175H170V178H168L169 177V175L167 176V174H166ZM175 172L177 173V174H175ZM179 172V173H178ZM184 172H185V174H184ZM188 172H189V174H188ZM193 172V173H192ZM195 172H197V173H195ZM206 172H207V174H206ZM257 172H258V174H257ZM3 173V174H2ZM23 173V174H22ZM38 173V174H37ZM58 173L59 174H61V175H58ZM114 173H116V176H115V174ZM126 173V174H125ZM129 173V174H128ZM135 173H138V174H135ZM146 173V175H144V174ZM183 173V174H182ZM195 173V174H194ZM222 173H223V175H222ZM17 174V175H16ZM18 174H19V176H18ZM25 174L27 175V176H25ZM28 174H29V176H28ZM65 174V175H64ZM117 174H119V177L117 176ZM132 174V175H131ZM147 174H149L150 176H151V178L149 177V175L147 176ZM179 174H181L180 175V177L181 176H183V178L185 179V180H187L188 179V177L186 178V176H192L191 177V181H189L190 180V177H189V179H188V181L190 182H188V181H185L184 179H183V181H182V177L180 178L181 180L180 181H178L179 180ZM188 174V175H187ZM194 174V175H193ZM239 174V175H238ZM8 175H9V177H8ZM15 177H14V176ZM31 175V176H30ZM37 175H39L42 179H43V181H42V179H40V177L39 176H37ZM50 175V176H49ZM51 175H53L52 176V179L50 178L51 177ZM68 175H70L69 177H68ZM88 177H87V176ZM94 175H97V176H95L96 177V180H95V178L92 180V178L94 177ZM98 175H99V177H98ZM121 175L125 178V176H126V179H129V177L128 176H131L130 177V181L129 182H127L126 181V179H121L120 177H121ZM137 175V176H136ZM176 175H177V177H176ZM186 175V176H185ZM241 175V176H240ZM18 176V177H17ZM33 176V177H32ZM55 176V177H54ZM65 176H67L68 177V179H66V177ZM84 176V177H83ZM89 176L91 177L90 178V180H89ZM100 176H102V177H104V179H101V180H99L100 179ZM140 176V177H139ZM145 176V177H144ZM162 177L160 180L162 181V179H164V181H162V183H161V181L160 180H158V178H156V177ZM225 176H227V177H225ZM6 177H8L7 179H8V181L6 182ZM10 177H12L13 178V180L10 178ZM24 177H26V179L24 178ZM35 177V178H34ZM38 177H39V179H38ZM71 177V178H70ZM86 177V178H85ZM122 177V178H123ZM135 177V178H134ZM136 177H138V179H136ZM148 177H149V179H148ZM201 177V178H200ZM229 177V178H228ZM53 178H54V181H53ZM81 178L83 179V180H81ZM97 178H98V181H97ZM144 178V179H143ZM147 178V179H146ZM173 178V179H172ZM192 178H194V179H192ZM224 178V179H223ZM31 179H33V180H31ZM50 179V181H51V183H50V181L48 182L47 180H49ZM62 179H66V182L64 181V182H62L63 180ZM77 179H79V180H77ZM87 179H88V182H87ZM136 179V180H135ZM143 179V180H142ZM166 179V180H165ZM172 179V181H170ZM196 179H198V180H196ZM228 179H230V181L228 180ZM2 180V181H1ZM11 180V181H10ZM91 180H92V183H91ZM134 180L135 182H132V181ZM145 180H147V181H145ZM151 180V181H150ZM158 180V181H157ZM193 180V181H192ZM235 180H238V182L237 183H232V182H235ZM12 181H13V183H12ZM30 181H32V184H31V182ZM47 181V182H46ZM101 181V182H100ZM106 181V182H105ZM143 183H141V182ZM144 181V182H143ZM156 181V182H155ZM167 181V182H166ZM175 181V182H174ZM176 181H178L177 182V184H176ZM199 181V182H198ZM19 182H21V183H19ZM30 182V183H29ZM44 183V186H43V184L41 185V183ZM84 182V183H83ZM110 183V185H108V183ZM127 182V183H126ZM137 182V185L139 186H137L135 183ZM145 182H147V185H146V183ZM153 183V184H151V185H153V186H150L149 184L150 183ZM164 182V183H163ZM172 182H174L173 184H174V186H173V184H172V186H171V183ZM181 184H180V183ZM187 182V183H186ZM195 182H196V184L197 183H199L200 185L198 186V185H196L195 184ZM210 182V183H209ZM222 182V184H223V186H222V184H220ZM225 182H227V183H225ZM2 183H4V184H2ZM15 183H16V185H15ZM33 183H36L35 185L37 186H35ZM40 183V184H39ZM48 183H49V185H48ZM81 183H82V185H81ZM98 183H100V184H98ZM112 183H113V185H112ZM166 183V184H165ZM178 183H179V185L181 186H179L178 185ZM188 183H189V190H187L186 189V187L188 186ZM192 183H194L196 186H194V184L193 185H191ZM7 184H8V187H7ZM20 184H23L22 186H23V189L22 190H20V188H21V186H20ZM62 184V185H61ZM104 185V188L102 187L103 185ZM165 185V186H163V185ZM168 184V185H167ZM224 184H225V187H224ZM237 184V185H236ZM50 185H52L51 187H50ZM61 185V186H60ZM90 185V186H89ZM101 185V186H100ZM208 185V186H207ZM48 186H49V188H48ZM107 186V190H105V187ZM109 186H111V187H109ZM113 186H115L116 187V189L115 188H113ZM140 186H142V187H140ZM146 188H144V187ZM152 187L151 189L152 190H150V187ZM186 186V187H185ZM201 186V187H200ZM241 186V187H240ZM249 186H250V188H249ZM258 186V187H257ZM260 186V187H259ZM10 187H14V190L15 191H13V188H12V190L10 189ZM109 187V188H108ZM148 187V188H147ZM164 187V188H163ZM184 187H185V192L183 191L184 190ZM190 187H191V190H190ZM192 187H193V189H192ZM195 187V188H194ZM206 187H208V188H206ZM216 187V188H215ZM242 187L244 188V187H247V189H243L242 190ZM17 188V189H16ZM75 188V189H74ZM87 188H88V190H87ZM102 188H103V190H102ZM113 188V191L111 192L110 190ZM139 188H140V190L143 188V189H145V190H148V192L146 193V192H144V194H143V190H139ZM157 188V189H156ZM158 188L160 189L161 188V190L159 191L158 190ZM173 188V189H172ZM177 188V189H176ZM188 188V187H187ZM214 188H215V190H214ZM226 189L227 190V188H228V190L229 191H231V192H229L228 190H227V193L228 194H226V191H223V189ZM239 190H238V189ZM256 188H257V192H258V194H257V196L255 195L256 193H255V190H256ZM10 189V190H9ZM43 191H42V190ZM48 189H50V190H48ZM60 189V190H59ZM100 189H101V191H100ZM110 189V190H109ZM118 189V191L116 192V193H118L119 192V189L121 190V192L123 191L124 192V190H125V192H127V195L124 193V195H126L128 198H129V200H131L130 202L129 201H127V197L126 196H122L123 198H121V194L120 193H118V196H119V194H120V197H119V201H120V198H121V200L123 199V202L121 201V202H118V200L116 199V198H114V195L116 196V193L113 195V197L111 196V195H109V194H113L114 193V191L115 190H117ZM176 189V190H175ZM197 189H198V191H200L199 193H198V191H197ZM224 189V190H225ZM230 189H232V190H234V191H232V190H230ZM242 191H241V190ZM249 189H251V190H249ZM50 191V193H44V191ZM105 190V191H104ZM139 190V193H137L136 191H138ZM144 190V191H145ZM150 190V191H149ZM154 190V191H153ZM155 190H156V193H155ZM169 190V194H173L174 195V193L175 194H177L176 196H174L175 197V200H177L178 201V203L179 204H174L173 202H171V203H169V200L167 199V197H165V196H167V191ZM204 190V191H203ZM210 191V194H209V191ZM217 190V192H215L214 193V191H216ZM221 190V191H220ZM70 191H71V193H70ZM80 191V192H79ZM151 191H153L152 193H151ZM166 192V194L164 193V192ZM178 191H180V192H178ZM182 191H183V194H179V193H182ZM191 193H194V194H192L191 196H188L187 194H189L190 195V192ZM250 191H252L253 193H251ZM90 192H92V193H90ZM178 192V193H177ZM188 192V193H187ZM198 194H197V193ZM218 192H223L222 193V195H223V199H220V197H221V194H220V196H219V193ZM235 192V193H234ZM240 193V194H238V193ZM32 193H34V196L32 195ZM56 193H58V196H57V194ZM107 193V194H106ZM109 193V194H108ZM140 193H142L144 196H142V194H140ZM162 193V194H161ZM196 193V194H195ZM205 195V200H204V195ZM231 193V194H230ZM261 193H262V197H260V195H261ZM76 194V195H75ZM93 194V195H92ZM146 194V195H145ZM152 194V195H151ZM157 194V195H156ZM209 195V197H208V195ZM4 195H5V197L6 198H8V199H5V197H4ZM23 195H24V197H23ZM48 195H51L50 197H48ZM132 195V196H131ZM139 197H137V196ZM141 197H140V196ZM148 195H150V198L148 197ZM179 195L181 196L180 198H179V200H178V197H179ZM194 195H196V196H194ZM198 195V196H197ZM201 195V196H200ZM226 195H227V200L225 201V199H226ZM243 195V196H242ZM70 196V197H69ZM118 196H116V197H118ZM147 198H146V197ZM183 196H184V198H183ZM187 196V197H186ZM193 196V197H192ZM203 196V197H202ZM228 196H229V198H228ZM233 196L235 197H237L238 199L237 200H239L238 202H237V200H235L236 199V197L235 198H233ZM244 196L245 197H248V198H245V201H247V202H245L244 200H242V198H244ZM51 197H52V199H51ZM53 197H55V198H53ZM76 197V198H75ZM126 199H125V198ZM133 197V199H131ZM145 197V198H144ZM160 197H162V198H160ZM186 197V198H185ZM192 197V198H191ZM197 197H200L199 199L197 198ZM215 199H213V198ZM224 197H225V199H224ZM253 197V198H252ZM261 199H260V198ZM32 198V199H31ZM39 198V199H38ZM68 198H69V200H68ZM78 198V199H77ZM80 198H81V200H83V202L80 200ZM86 200V204H85V201H84V199ZM110 198H114L113 199V201L114 200H116V202L114 203V202H112V199H110ZM149 198V199H148ZM165 198V199H164ZM177 198V199H176ZM222 198V197H221ZM3 199H4V201H3ZM24 199V200H23ZM99 201H98V200ZM186 199V200H185ZM193 199H195V201H193ZM208 199V200H207ZM211 199H213V200H211ZM40 201V202H37V201ZM126 200V201H125ZM160 200V201H159ZM198 200H200V202H198ZM222 200V201H221ZM229 200H231L230 202H229ZM249 200H250V202H249ZM262 200V201H261ZM10 201V204L12 205V208H11V210H10V208L8 207V205H10L8 202ZM22 201V202H21ZM56 201H59V202H61L60 204H59V202H56ZM67 201H68V203H67ZM98 201V202H97ZM132 201H134V202H132ZM163 201H164V203H163ZM165 201H167L166 203H165ZM192 201V202H191ZM207 201H208V203H207ZM211 201L213 202L214 201V204H215V206H213L212 207V204H211ZM223 201H225V202H223ZM244 201V202H243ZM4 202H7V205H6V203L5 204H3ZM32 203V204H28L27 205V203ZM38 203V205H39V207L37 206V207H35L36 205L35 204H37ZM45 202V203H44ZM80 202H81V204H80ZM128 203V205H127V203ZM137 202H142L143 204L141 205V203H139V205H138V203ZM181 202V203H180ZM197 202V203H196ZM227 202H229L230 204H228V206H227V204L226 205H224V203H227ZM23 205H22V204ZM66 203H67V205H66ZM91 203H92V205H91ZM106 203V204H105ZM116 203H118V204H116ZM122 203V204H121ZM159 203V204H158ZM192 203V206L191 205H189V204H191ZM205 203H207V205H205ZM220 203H223L222 205H220ZM239 203V204H238ZM242 203H243V205H244V207H246L245 209L243 208V205H242ZM42 204H43V206H42ZM45 204H46V206H45ZM63 204H65L66 205V208H68L69 207V209H71V210H67L66 208H65V206L63 207ZM74 204V205H73ZM79 204H80V207H79ZM101 204V205H100ZM104 204H105V206H104ZM127 205V207H126V205ZM137 204V205H136ZM147 206H146V205ZM170 204H172L173 205V207L174 208H171L170 207ZM188 206V208H186V205ZM193 204H195V205H193ZM211 204V205H210ZM256 204V205H255ZM262 205V207L260 206V205ZM4 205V206H3ZM20 207H19V206ZM47 205H48V207H47ZM62 205V206H61ZM103 205V206H102ZM108 205V206H107ZM119 205V206H118ZM123 205H124V207H123ZM182 205V206H181ZM183 205H184V207L186 208V209H188V210H186L184 207H183ZM199 207H198V206ZM209 205V207H207ZM231 206V208H230V206ZM242 207H240V206ZM247 205V206H246ZM2 206L4 207L3 209H2ZM78 206V207H77ZM95 206V207H94ZM143 206V207H142ZM180 206H181V208H180ZM211 206V207H210ZM220 206L221 207H224V209H223V211L225 212V210H227L226 212H225V217L226 218H228L227 220H228V222H226L227 220H225L224 222H222V219L224 220L225 219V217H222V215H221V213L224 215V212L222 211L221 212V208H220ZM227 206V209L225 208ZM6 207H8V209H6ZM43 207H47L48 209H49V214H48V216H46L45 214H44V212H43ZM82 207H84L83 209H80V208H82ZM87 207V209H85ZM89 207H91L92 208V210H88V208ZM102 207V208H101ZM110 207V208H109ZM153 208V209H151L153 212H154V214L153 213H151L150 212V209H148V208ZM156 207H158V208H156ZM260 208V209H258V208ZM78 208V209H77ZM90 208V209H91ZM105 208V209H104ZM108 208V209H107ZM111 208H114V209H112L111 210ZM132 208V209H131ZM192 208H194V210L192 211ZM254 208V209H253ZM39 209V210H38ZM60 209V210H59ZM101 209H102V211H101ZM103 209H104V212H103ZM116 209V210H115ZM117 209H119V210H117ZM122 209V210H121ZM141 209H142V211H141ZM179 209V210H178ZM208 209V210H207ZM242 209V210H241ZM246 209H247V211H246ZM254 211H253V210ZM262 209V210H261ZM8 210V211H7ZM13 210H14V213H13ZM54 210V211H53ZM73 210V211H72ZM86 210H87V212H86ZM97 210V211H96ZM107 212H106V211ZM108 210H109V212H108ZM121 210V211H120ZM125 210V211H124ZM140 210V211H139ZM177 210V211H176ZM186 210V211H185ZM210 210V212H208ZM228 210H229V212H228ZM230 210H231V212H232V215L230 214L231 212H230ZM244 210V212L242 213V211ZM249 210H251V213H250V215H251V217H249ZM12 211V212H11ZM52 211H53V213H52ZM67 211V213H65ZM70 211H72L71 213H69ZM117 211H119V212H117ZM133 211H135L134 213H132ZM157 211V212H156ZM212 211V212H211ZM213 211H214V213H213ZM262 211V212H261ZM8 212V213H7ZM9 212H11V213H9ZM42 212H43V214H42ZM88 212H92V213H88ZM96 212V213H95ZM126 212L128 213V214H126ZM165 212V213H164ZM166 212L168 213V214H166ZM191 212V213H190ZM196 213V215H197V218H196V216H195V213ZM199 212V213H198ZM208 212V213H207ZM8 214V216H7V214ZM131 213V214H130ZM142 213H143V215H142ZM157 213H159L160 215H158ZM169 213H170V215H169ZM188 213H190L189 215V217L190 218H188ZM204 213V214H203ZM227 213H229L228 215H229V217H227L226 215H227ZM4 214V215H3ZM89 214V215H88ZM102 214V215H101ZM141 214V216H138V215H140ZM146 214L148 215V216H146ZM153 214V215H152ZM192 214H193V216H192ZM200 214V215H199ZM210 214V215H209ZM235 214V215H234ZM245 214V215H244ZM246 214H247V216H246ZM9 215H12V216H10L9 217ZM126 215H127V217H126ZM131 215H133L134 216V218H135V221H134V219H133V216H131ZM156 215V216H155ZM162 215V216H161ZM165 215L167 216V217H165ZM172 215V216H171ZM177 217H176V216ZM205 215L207 216L206 218H205ZM5 216V217H4ZM110 216V217H109ZM114 216H115V218H114ZM161 216V217H160ZM178 216H179V218H178ZM187 216V217H186ZM192 216V217H191ZM236 218H235V217ZM254 216V217H253ZM112 217V218H111ZM130 217L132 218V219H130ZM138 217V219H139V221H140V218H141V221L139 222L140 224L139 225H141L142 226V229L139 227V225H138V219L136 220V218ZM146 217V218H145ZM155 218V221L156 222H158V224L159 225H161L162 226V228H159V231L160 232H157V225H155V222H154V219L153 218ZM171 217V218H170ZM176 217V218H175ZM209 217H211V218H209ZM230 217H231V219H232V221L234 222H232L231 220H230ZM233 217H234V219H235V221H234V219H233ZM252 217H253V222H255V223H253V222H251V219H252ZM5 218V219H4ZM8 218V219H7ZM126 218H129V219H127V220H130V221H128L129 223H125V221H126ZM175 218V219H174ZM185 218V219H184ZM194 218H196V219H194ZM254 218H256V221H254ZM257 218H259V220L257 219ZM76 219H79V217L78 218H76ZM113 219H114V221H113ZM149 219V220H148ZM172 219H174V220H172ZM180 221V223H181V225H183V224H185L186 226V228H187V226H188V228L189 229H192L193 228V230L191 231V230H189L188 228H187V230H186V233L184 234V236L183 237H181V241H180V238L178 237V235L176 234L177 232H176V226L177 225H180V223L178 224V220ZM183 219V220H182ZM190 219H194L193 221H191ZM212 221H211V220ZM213 219H215L214 221H213ZM217 219V220H216ZM1 220H2V222H4L5 224H3L2 225V223H1ZM3 220H5V221H3ZM134 221V223L135 222H137V223H133V221ZM173 221V222H171V221ZM202 220H206V223H204V221H202ZM209 220V221H208ZM219 220V222H217L216 224H217V227L215 226V222L216 221H218ZM237 220H238V222H237ZM249 220H250V222H249ZM258 220V221H257ZM15 221V225L13 224V222ZM103 221V222H102ZM145 221H147V222H145ZM152 221H153V223H152ZM163 221V223H161V222ZM166 221V222H165ZM196 221V222H195ZM231 221V222H230ZM243 221V222H242ZM106 222V223H105ZM108 222H110L111 223V227H109L110 226V223L108 224ZM169 222V223H168ZM182 222H183V224H182ZM210 222V223H209ZM212 222H213V224H212ZM131 223H132V225H131ZM145 223H146V225H145ZM151 223H152V225H151ZM228 223H231L232 225H230L231 226V228H230V226H228L229 224ZM7 224V225H6ZM12 224V226L10 227V225ZM92 224V223H91ZM124 224V225H123ZM127 224V225H126ZM176 224V225H175ZM206 224H207V226H206ZM212 224V225H211ZM221 224V225H220ZM234 224H235V226H234ZM251 224H253V225H251ZM255 224V225H254ZM259 225V227H262L261 229H262V231L261 232H259L260 230H259V228H257L258 226L257 225ZM6 225V226H5ZM108 225V226H107ZM136 225H138V227L136 226ZM145 225V226H144ZM148 225V226H147ZM154 225V226H153ZM168 225V227H166ZM242 226V227H244L245 228V231H244V228H242V227H240V228H242V230L241 229H239V227H237V226ZM14 226H16L15 227V229H14ZM63 226V227H62ZM130 226H131V229H132V231L134 230V226H135V230L132 232V231H130L129 230V228H130ZM147 226V227H146ZM160 226V227H161ZM225 226H226V228H225ZM230 228V230H228V232L230 233V232H232V235L234 234L236 237H231L230 238V236L231 235H229V233L226 235V233H227V228L228 227ZM232 226H233V230L235 231V232H233L232 231ZM247 226V227H246ZM254 226V227H253ZM257 226V227H256ZM115 227H116V229H115ZM120 227V228H119ZM122 227L124 228V229H122ZM126 227L128 228V229H126ZM144 227H146L147 229H144ZM211 227V228H210ZM212 227H214V229L212 228ZM257 229H256V228ZM11 228H12V230H11ZM109 228V229H108ZM137 228V229H136ZM197 228V229H196ZM255 228V229H254ZM1 229H2V231H1ZM119 229H120V231H119ZM148 229H150V231L148 230ZM169 231H167V230ZM223 229V230H222ZM237 229H239V230H241L240 232L241 233H237L238 232V230ZM75 230V231H74ZM123 230H125V231H127V234L125 235V233H124V236H125V238H127L126 240H125V238H123V236H121L122 234L121 233H123L124 231ZM129 230V231H128ZM143 230V231H142ZM145 230H146V232H145ZM171 230V231H170ZM217 230H220V232L219 231H217ZM8 231H9V233H8ZM138 231L141 233V234H147V235H141L140 233L138 234ZM193 231H194V233H193ZM201 231H202V233H201ZM214 231V232H213ZM223 231V233L221 234V232ZM224 231H225V233H224ZM246 231H248L247 233H249V234H245L246 233ZM259 232V234H258V232ZM61 232V233H60ZM130 232V233H129ZM137 232V235L135 234ZM150 232V235H148V233ZM165 232H167V233H165ZM198 232V233H197ZM242 232H243V234H242ZM8 233V234H7ZM13 235H12V234ZM75 233V234H74ZM152 233V234H151ZM162 234V236H160L161 234ZM164 233L166 234V236L164 235ZM201 233V234H200ZM203 233H205V234H203ZM7 234V235H6ZM11 234V235H10ZM70 234H71V236H70ZM153 234H154V236H153ZM175 234V235H174ZM231 234V233H230ZM262 234V233H261ZM6 235V236H5ZM11 236V237H9V239H8V237L7 236ZM139 235H141L142 236V239H141V236L139 237ZM192 235H194V236H192ZM207 235L208 236H210V237H207ZM237 235H239V236H237ZM244 235H245V237H244ZM255 235L257 236H259V237H256L255 238ZM264 235V234H263ZM121 238H120V237ZM137 236H138V238H137ZM213 236V237H212ZM242 236V237H241ZM250 236H251V238H250ZM146 237V238H145ZM185 237H188L187 239L185 238ZM239 238V241H238V238ZM249 237V238H248ZM253 237V238H252ZM27 238V239H26ZM68 238H69V240H68ZM133 238V239H132ZM144 238V239H143ZM182 238H184V239H182ZM243 238V239H242ZM247 238V239H246ZM259 238H260V241H259ZM2 239V240H1ZM221 241H223L224 243L225 242H228V243H230V244H227V247H226V245L224 246H221L222 244H219V240ZM233 239V240H232ZM234 239H237L236 241H234ZM246 239V240H245ZM250 239H252V240H250ZM258 239V240H257ZM14 240V241H13ZM133 240H134V243H133ZM141 241L140 243H142L141 244V246H143V243H144V246H143V249L141 248V246H139L140 245V243H135V241ZM142 240H143V242H142ZM152 240V241H151ZM193 240H195V241H193ZM215 240H217L218 241V243H217V241H216V244H215ZM225 240V241H224ZM253 240H255L256 242H259V244H257L255 241H253ZM34 241V242H33ZM78 241V242H77ZM146 243H145V242ZM151 241V242H150ZM200 241H201V244H202V247L204 248V249H202V247L200 246L201 244H197V242H199L200 243ZM241 241H246L245 243L244 242H241ZM26 242V243H25ZM39 242V243H38ZM46 242V243H45ZM77 242V243H76ZM154 244H153V243ZM187 242V243H186ZM195 242V243H194ZM207 242H209L210 243V245L208 246L207 245ZM240 242V243H239ZM253 242H255L256 243V245H255V247L253 248V246H251L252 244L254 245V243ZM189 243H191V245L189 244ZM223 243V244H224ZM247 243H249L248 245L250 246V247H247ZM147 244V245H146ZM150 244H153V245H150ZM184 244V245H183ZM186 244H187V246H186ZM251 244V245H250ZM260 244H262L261 246H260ZM41 245V246H40ZM128 245V246H127ZM170 245V247H168V246ZM206 245H207V247H209L208 249H207V247H206ZM239 245H241L240 246V248H239ZM245 245H246V247H245ZM150 246V247H149ZM193 248H192V247ZM200 246V247H199ZM205 246V247H204ZM213 247V250H212V248H210V247ZM230 246V247H229ZM232 246H234V247H232ZM243 246H244V248H243ZM258 246V247H257ZM40 247L42 248V250L40 249ZM83 247H84V249H83ZM130 249H129V248ZM140 247V248H139ZM145 247V248H144ZM154 247V248H153ZM188 247V248H187ZM217 247V248H216ZM222 247H224V249L222 248ZM232 247V248H231ZM257 247V248H256ZM260 247V248H259ZM58 248V249H57ZM185 248V249H184ZM206 248V249H205ZM214 248H216V249H218L219 251L218 252H216V254L215 253H213L214 252ZM228 248V249H227ZM229 248L230 249H232L233 250V252L231 253V251L229 250ZM246 248V254H248V253H250L251 251H252V253L251 254H249V255H246L245 254V249ZM253 248V249H252ZM15 249V250H14ZM25 249L27 250L28 249V252H29V254L27 253V251L25 252ZM61 249V250H60ZM92 249H93V251H92ZM104 249H106V248H104ZM136 249V250H135ZM225 249H227L228 251H230V252H228V254H227V250H225ZM243 249V250H242ZM257 249V251L255 252V251H253V250H256ZM258 249H261L260 251L258 250ZM1 250L2 249H0V264H20L19 263V261L18 260H16V259H14V257L11 255V254H9V253H7V252H5L4 250L1 252ZM40 250V252L38 253V251ZM65 251V252H63V256H61V254H62V251ZM206 250H209V251H207L206 252ZM251 250V251H250ZM263 250V251H262ZM17 251H18V253H17ZM46 251H47V253H46ZM56 251V252H55ZM71 251V252H70ZM131 251V250H130ZM131 251V252H132ZM155 251V252H154ZM158 253H157V252ZM166 251V252H165ZM210 251H211V254L213 255H211L210 254ZM242 251H244V256H242L243 255V252ZM20 252V253H19ZM32 252V253H31ZM92 252V253H91ZM147 252V253H146ZM191 252V253H190ZM44 253H46V255L44 254ZM59 253H60V255H59ZM70 253V254H69ZM72 253V254H71ZM74 253L76 254V253H79V260H78V258L77 257H75V255H74ZM91 253V254H90ZM154 253V254H153ZM163 253V254H162ZM170 253V254H169ZM217 253H218V255H219V257L218 256H216L217 255ZM229 253H230V257H229ZM258 253V254H257ZM9 254V255H8ZM31 254H33V255H31ZM150 254V255H149ZM161 254V255H160ZM224 254H225V256H227V258H228V260L229 261H227V259L225 258V256H224ZM227 254V255H226ZM233 254V255H232ZM241 255V257H240V255ZM254 254H257V257L259 258V261L257 260L258 258L257 257H254ZM32 256V258H29L30 256ZM71 255V256H70ZM73 255H74V257H73ZM158 255V256H157ZM170 255H172L173 256V259H172V257L170 258V256L168 257V256ZM210 255V256H209ZM238 255V256H237ZM6 256V257H5ZM162 256L164 257V258H162ZM179 256V257H178ZM184 256H185V258H184ZM199 256V257H198ZM251 257V258H257L256 259V261H255V259L254 260H252L251 258H249V257ZM13 257V258H12ZM38 257H40L41 259H43V260H41L40 261V259L38 258ZM43 257V258H42ZM80 257H81V259H80ZM214 257H215V259H214ZM244 257V258H243ZM261 257H263V258H261ZM37 258H38V260H37ZM61 258V260H58V259H60ZM95 258H97V257H95ZM102 257H99L98 259H101ZM184 258V259H183ZM198 260H196V259ZM31 259L33 260V261H31ZM55 259H57L56 261H55ZM69 259H70V261H69ZM102 259H104V258H102ZM101 259V260H102ZM163 259V260H162ZM216 259H218V260H220V261H218V262H220V263H217V261H216ZM221 259H222V261H221ZM262 259V260H261ZM166 261V264L168 263L169 264V262L170 261ZM174 260H175V262H174ZM182 260V261H181ZM45 261H44V264H45ZM59 261H60V263H59ZM75 261H76V263H75ZM78 261V262H77ZM133 261H135V260H133ZM133 261H130V262H133ZM147 261V260H146ZM146 261H143L142 263H139V264H151L149 261H147V263H146ZM180 261V262H179ZM224 261V262H223ZM232 261H235V260H232ZM251 263H250V262ZM40 262V263H39ZM229 262V263H228ZM257 262V263H256ZM71 262H70V264H72ZM233 263V262H232Z\"/></svg>",
    "mask_w": 264,
    "mask_h": 264
},
{
    "label": "bare ground",
    "instance_id": "6f19581e",
    "mask_svg": "<svg viewBox=\"0 0 264 264\" xmlns=\"http://www.w3.org/2000/svg\"><path fill=\"white\" fill-rule=\"evenodd\" d=\"M22 1V0H21ZM26 1V0H25ZM38 1V0H37ZM41 1H44V0H41ZM41 1H40V3H41ZM48 1V0H47ZM70 1H72V0H70ZM70 1L68 2V4L67 5H69L70 4ZM92 1H94V0H92ZM155 1V0H154ZM166 1V0H165ZM187 0H183V1H181V0H167V2H165V3H163L164 4V6H165V4L166 3H168V6L166 5V7H169V5L171 6L172 4H170V3H174L175 5H177L178 7H179V10H181V11H183L184 12V14H186L185 12H190V13H193V14H195V13H200V14H203L204 16H206V14L207 15H209V17L208 18H210L211 16V14L212 15H214L215 17H214V19L217 17L218 18V21H220L219 20V17L221 16L220 15V12H219V10H222V9H219L218 11H217V7H219V6H217L218 4L217 3H219V2H216V0H206L204 3H206V4H204L203 2V4L206 6L207 4V6L205 7L204 5H202L201 4V2L199 1H195V2H192V3H190L189 1H187V2H189L190 3V5H187L188 3L186 2ZM202 1V0H201ZM218 1V0H217ZM225 1V3L227 4V8H231V7H233V10H237L236 8L237 7H239L240 9H241V7H240V2H237V0L235 1V0H224ZM238 1H240V0H238ZM12 2H13V0H0V14H1V17H2V14H3V17H5V18H3V19H6L7 17L8 18H10L9 16H7V15H12V17L13 16H17V17H15V19L17 18V20L21 17H19L18 18V15H19V5H17V6H15L16 5V2H15V5L14 4H12ZM52 2V1H51ZM50 2V0H49V5H52L53 3H54V1H53V3H51ZM61 2V1H60ZM59 2V3H60ZM64 1H62L61 3H63ZM67 2V1H66ZM109 2H111V1H109ZM156 2H158L159 3V0H157ZM162 2H164V0H162L161 1V4H162ZM222 1H220V3H221ZM249 2H251V4L253 3V4H255V6H260L261 7V5H264L263 3H262V0H249ZM18 3H19V0H18ZM23 3H25L24 1H23ZM33 3V2H32ZM40 3H37V4H40ZM43 4L45 3V2H42ZM51 3V4H50ZM97 3H98V1H97ZM129 3H132V2H129ZM42 4V5H43ZM47 3H45V5H43L44 6V9H46V6H47V10H48V7H51V6H48V4L46 5ZM55 4V3H54ZM100 4V3H99ZM124 4H126V2L124 3ZM128 4V3H127ZM160 4V3H159ZM222 4V3H221ZM20 5H22L21 3H20ZM23 5H25V4H23ZM27 5V4H26ZM31 5H33V4H31ZM30 5V7H32ZM63 5H64V3H63ZM62 4H61V8H63L64 9V6H63ZM67 5H66V7H67ZM102 5V6H101ZM111 5H113V3L111 4ZM152 5V4H151ZM220 5V4H219ZM28 7H29V4L27 5ZM39 6H41V5H39ZM53 6V5H52ZM105 6H107L106 4L103 6V4H100V7H101V9H103L102 7H105ZM131 6H133V4H131ZM139 6V5H138ZM141 6V5H140ZM215 6H217L216 8H215ZM221 6H223V4L221 5ZM225 6V5H224ZM224 6H223V8H224ZM242 6V5H241ZM21 7H23V6H21ZM25 7V6H24ZM30 7L28 8V9H26V10H28L29 12H32V15L34 14V11H30V10H32V9H30ZM70 7H71V4H70ZM74 7V6H73ZM73 7H71L72 9H73ZM75 7H77L76 5H75ZM111 7V6H110ZM122 7V6H121ZM124 7V6H123ZM177 7V8H178ZM244 7V6H243ZM35 8V6L33 7V10H35L34 9ZM40 8V7H39ZM38 8V9H39ZM41 8L43 9V7L41 6ZM53 8V10H55L54 8H56V7H52ZM86 8V7H85ZM133 8V7H132ZM173 8V7H172ZM247 7H244V9H243V11H242V13L240 14V11H239V13H236V11H235V13L234 14H239V15H236V16H232V15H229L230 17H233L234 19L233 20H240L242 17L244 18V11L245 12H247L248 13V11H246L245 9H246ZM263 8V7H262ZM261 8V9H262ZM22 9V11H23V9L24 8H21ZM38 9H37V12H38ZM43 9V11H45V13H46V11L47 10H44ZM77 9V8H76ZM129 9V8H128ZM139 9V8H138ZM138 9H137V11H138ZM156 9V8H155ZM53 10H51L52 11V13H53ZM78 10V9H77ZM104 10V9H103ZM103 10H101L100 12H102ZM122 10V9H121ZM130 10V9H129ZM132 10V9H131ZM130 10V11H131ZM134 11H135V9H133ZM132 10V11H133ZM143 10V9H142ZM142 10H141V12L139 11V13H142ZM167 10V9H166ZM224 11H227V10H225V9H223ZM232 10V11H233ZM239 10V9H238ZM56 11V10H55ZM67 11H68V7H67ZM75 11V10H74ZM96 11V10H95ZM94 11V12H95ZM110 12H111V9L109 10ZM130 11H129V13H130ZM157 11V10H156ZM224 11H221L223 14H224ZM258 11V10H257ZM260 11H262V10H260ZM36 11H35V14L37 13ZM60 12V11H59ZM83 12V11H82ZM114 12H116V10L114 11ZM119 12H122V11H119ZM119 12H118V15H119ZM143 12H145L144 10H143ZM219 12V13H218ZM228 12V14H231L232 12H231V10H230V12L231 13H229V10L227 11ZM234 12V11H233ZM238 12V11H237ZM23 13V12H22ZM21 13V14H22ZM25 13H26V11H25ZM48 13H50V12H48ZM52 13H50V14H52ZM57 13H58V11H57ZM76 12H74V16L76 15V17H78L79 18V16H77V13L75 14ZM84 13V12H83ZM86 13H88V11L86 12ZM127 12L125 11V13L124 14H126ZM128 13V14H129ZM132 13L133 12H131V18H132ZM136 13V12H135ZM149 13V12H148ZM157 13V12H156ZM155 13V14H156ZM259 13V12H258ZM27 14V13H26ZM38 14H40V13H37V15ZM49 14V15H50ZM59 14H61V13H59ZM58 14V15H59ZM63 14V13H62ZM71 14V13H70ZM82 14V13H81ZM144 14V13H143ZM147 13L145 12V15H146ZM162 14H164V12L162 13ZM5 15V16H4ZM29 15H31V14H29ZM40 15H42V13L40 14ZM40 15H39V17H40ZM43 15H45V14H43ZM41 16L43 19H41V21L42 20H44L42 23H43V25L45 26V27H49V25L48 26H46L47 24V21H49V20H51V22H52V19H50L51 18V16H50V18L49 19H44V16ZM47 15V14H46ZM48 15V16H49ZM56 15V14H55ZM64 15V14H63ZM67 15V17H73L74 19H77L76 21L78 22V20H80V19H78V18H76V17H74L72 14V16H69L68 15V13L66 14ZM78 15H79V12H78ZM87 15H89V17L91 18V16H90V14H87ZM136 15V14H135ZM135 15H134V13H133V20L134 19H136L135 18ZM150 15H151V12H150ZM159 15V14H158ZM167 15V14H166ZM165 15V16H166ZM170 15V14H169ZM172 15H174V14H172ZM241 15H242V17H241ZM248 14H246L245 16H247ZM259 15V14H258ZM262 15V14H261ZM7 16V17H6ZM47 16V17H48ZM53 16V20H54V15H52ZM115 16V15H114ZM120 16V15H119ZM124 16V15H123ZM123 16H121V17H123ZM127 16V14L125 15V17ZM147 16V15H146ZM148 16H149V14H148ZM180 16V15H179ZM187 16V15H186ZM228 16V17H229ZM241 18H240V17ZM33 17H35V16H31V17H29V21L27 22H24V23H28L29 25H30V23L29 22H31V20L33 19ZM46 17V16H45ZM60 17H61V15H60ZM59 17V18H60ZM62 17H65V16H62ZM153 17V16H152ZM155 17L157 18V16L155 15ZM160 17V19H161V16H159ZM184 17V16H183ZM182 17V18H183ZM188 17V16H187ZM187 17H184V19H189V17H190V15H189V17L187 18ZM224 17H226V14H224ZM247 17H249V16H247ZM263 17H264V15H263ZM23 19H24V17H22ZM36 19H37V16L35 17ZM34 18V19H35ZM56 18H58L57 17V15H56ZM58 18V19H59ZM70 18H68V20L70 19ZM72 18V19H73ZM107 18V17H106ZM113 18L114 17H112V21H114L113 20ZM127 18V17H126ZM148 19H150L149 17H147ZM146 18V19H147ZM168 18V21H169V18H172V17H167ZM192 18H193V16H192ZM192 18H190V20L192 19ZM221 18V17H220ZM227 18V17H226ZM236 18V19H235ZM238 18V19H237ZM240 18V19H239ZM241 19V22L245 19ZM1 19V18H0ZM12 18H10V20H11ZM27 19V18H26ZM33 19V21H35ZM39 19V18H38ZM71 19V20H72ZM73 19V20H74ZM108 19H110V18H108ZM115 19V18H114ZM116 19H122V18H118V16H116ZM115 19V20H116ZM128 19H129V16H128ZM140 19V18H139ZM142 19V18H141ZM146 19H144V20H146ZM154 19V18H153ZM153 19H150V20H146V21H150L151 22V26L153 27V25H152V23L154 22H152V20ZM159 19V18H158ZM164 19H165V17H164ZM183 19V20H184ZM231 20H229V21H227L226 20V22H229V23H227V25L228 24H230V25H232V23H233V21H232V18H230ZM248 20H249V18H247ZM258 19V18H257ZM260 19H262V18H260ZM8 19H6V21H7ZM20 20V19H19ZM59 20H61V18L59 19ZM64 19L62 18V22H66L65 20L63 21ZM73 20H72V22H73ZM81 20H83V19H81ZM92 20V19H91ZM118 20H116V21H118ZM133 20H132V22H133ZM143 20V19H142ZM157 20V19H156ZM155 20V21H156ZM178 20H179V18L177 19V21L175 20V23L176 22H178ZM183 20H180L178 23H177V26H182V27H184V28H188L189 29V25L188 24H192V23H195V21H192V23H191V21L190 20H188V22L189 23H187V25H186V23H184V22H182ZM210 20V19H209ZM225 20V19H224ZM1 21H4V20H1ZM21 21V20H20ZM23 21V20H22ZM22 21L20 22V23H22ZM40 20H38V21H36V22H39ZM40 21V22H41ZM54 21H56V20H54ZM53 21V22H54ZM61 21H58V22H60V24H59V27H57V29L58 28H60L61 26H62V23H61ZM84 21V20H83ZM116 21H115V23H116ZM128 21V20H127ZM134 21H136V20H134ZM145 21V22H146ZM165 21H167V20H165ZM170 21H174V19L173 20H171L170 19ZM169 21V22H170ZM185 21V20H184ZM202 21V20H201ZM212 21H213V18H212ZM221 21H223V19L221 20ZM220 21V22H221ZM247 21V20H246ZM261 20H259V22H260ZM263 21V20H262ZM261 21V22H262ZM11 22V21H10ZM9 22V23H10ZM39 22V23H40ZM50 22V23H51ZM77 22H76V24H77ZM108 22H109V20H108ZM132 22H130V27L131 28H133L132 27ZM139 23H141V21H138ZM143 22V21H142ZM200 22V21H199ZM205 22V21H204ZM204 22H203V24H204ZM235 22V21H234ZM244 22V21H243ZM8 23V22H7ZM50 23H48V24H50ZM57 23V22H56ZM55 23V24H56ZM75 23V22H74ZM73 23V24H74ZM114 23V22H113ZM113 23H112V25H113ZM118 24H121L122 22L121 21H119V22H117ZM128 23H129V21H128ZM127 23V24H128ZM138 23V24H139ZM154 23H156L157 24V26H154V28L153 29H155L156 27L158 28L159 26H160V23L161 22H159V25H158V21L157 22H154ZM167 23V22H166ZM201 23V22H200ZM222 23V22H221ZM220 23V24H221ZM223 23H224V21H223ZM246 23V22H245ZM5 24V23H4ZM31 24H33V23H31ZM53 25V26H58V23L56 24V25ZM68 24V23H67ZM81 24H82V22H81ZM88 24V23H87ZM87 24H84V26H86ZM104 24V23H103ZM118 24H116V25H118ZM133 24H135V23H133ZM143 24V23H142ZM149 24V23H148ZM168 24V23H167ZM166 24V25H167ZM173 24H174V22H173ZM179 24V25H178ZM197 24V23H196ZM199 24V23H198ZM234 24H236L235 26H237L238 27V25H243L242 23H234ZM238 24V25H237ZM247 24H248V21H247ZM255 24H258V23H255ZM1 25V24H0ZM64 25H65V23H64ZM79 25H80V23H79ZM83 25V24H82ZM112 25H110V26H112ZM116 25H114V26H116ZM121 25H123V24H121ZM121 25H119V26H121ZM164 25V24H163ZM169 26H170V23L168 24ZM186 25V26H185ZM225 25V24H224ZM229 25V26H230ZM20 26V25H19ZM24 27L26 26V24L25 25H23ZM32 26V25H31ZM75 28L77 27V25L75 26V24L73 25ZM88 26H89V24H88ZM87 26V27H88ZM97 26V25H96ZM99 26V25H98ZM103 26V25H102ZM104 26H106V25H104ZM103 26V27H104ZM114 26L112 27L113 28V31H114V29L116 28H114ZM125 26V25H124ZM123 26V27H124ZM128 26H129V24H128ZM142 26H144V24L142 25ZM141 26V27H142ZM149 26V25H148ZM174 26V25H173ZM195 26V25H194ZM229 26H226L225 25V27H229ZM234 26V25H233ZM233 26H231L230 28H233ZM234 26V27H235ZM260 26V25H259ZM39 27H41V29H42V26H41V23H40V26ZM64 27V26H63ZM68 28H70L69 26H67ZM100 27V26H99ZM122 27V26H121ZM120 27V28H121ZM176 27V26H175ZM174 27V28H175ZM180 28V29H184V28ZM199 27V26H198ZM213 27V26H212ZM211 27V28H212ZM216 26H214V28H215ZM240 27V26H239ZM236 28V29H242V28H244L245 26L243 25L242 26V28ZM264 27V26H263ZM19 27H18V22H17V24L15 25V24H9V25H3L2 24V29H0V48H1V50H0V99L1 98H4L6 95L8 96V95H10V94H16V95H18V96H22V97H26V99H25V102H27V103H33L34 105H39V106H44V105H49L50 103H48L49 101H51V100H54V99H57V98H60V97H63V96H65V95H71V94H73V95H80V94H82L83 92H85V91H90V90H92V91H94L95 93H96V91H98V92H101V94H102V96H103V98H105V100H110V102L112 103V105H113V107L114 108H116V110H126V111H128L131 115H133V116H135V117H143V118H146L147 120L146 121H142V123H140V124H137V127H139V128H144V126H151V128H152V130L149 132V133H144V132H142V133H144V134H134V137H135V140H137L138 142H136V144L134 145L133 144V146L135 147V148H137V147H139L140 148V151L138 150V152H136V153H139L140 152V156L142 155L143 157H144V155L143 154H141V152L143 153V151H146V150H148L149 148H150V146H152V144L153 145H157V146H161L162 148H165V150H166V152L165 153H167V155H168V153L170 154V153H173L174 154V152L175 153H178L176 150H179V153H180V155H181V152H180V150L181 149H178L177 147H178V145H181V144H186V142L187 141H189V140H202V141H205L207 144H208V147H209V149H210V151H211V153L212 154H214V153H218V155H216L217 157H218V162L225 168V169H227V167H228V169H229V167H230V169H231V167H234L236 164H238V162H239V160H238V158L236 157L237 155H236V150H234V149H232V146H233V144H231L230 143V141H224L223 139H221V138H216V137H213V136H208L207 134H205V133H202V132H199V133H196V134H189V135H182V134H177V133H174V132H172V131H170V129L169 128H166V127H158V126H155L154 124H155V122H164V123H167V125H171V127H177V126H179L180 128H182L183 127V123H172L171 122V116H174L176 113H178L179 111H178V109H175L177 106H180V108H182V107H185L187 104H188V102L189 101H192V100H197V99H207V100H213L218 106H223L225 109H228V108H230V107H236L237 106V104L241 101L240 100V98L239 97H241V96H245V97H247L248 96V100H249V97H251L252 98V100H250V101H247V106H246V108H245V111L243 112V114H244V116L246 115V116H249L250 114H249V111H248V109L247 108H250V106L251 107H257V108H263L264 109V86H262V85H260V82H264V42H253V41H255V40H252L251 39V36H249L248 38H247V46H243V47H241V45H239L238 43H237V45H239V46H235L234 44V42L236 41V38H235V41L233 40L232 41V44L231 43H229V41L231 40V39H233V38H231L230 36H232V35H230V36H228L229 37V40H228V37L227 36H223V38H221V37H219V38H216V36L214 35V34H212L213 32H211L212 30H210L209 32L212 34H209V33H207L206 32V30L208 31L209 30V27H208V29L207 28H205L204 30H205V35L203 36V35H201V37H202V39L203 40H209L210 42H211V45L212 46H208V47H206L205 45H206V43L204 44V45H199V44H202L201 42L198 44L197 43V46H196V44H195V46L196 47H194V46H191L190 44L191 43H188L189 45H186L184 42H182L181 40H182V38H180V39H176V38H173V41H171L172 39V37L173 36H171V35H166V36H168L167 38L170 40V42H173L172 44H170L171 45V47L169 48V46L167 47V46H165V44L163 43L164 41L162 40V37L161 36H163V33H161V38H160V43L158 42V45H156L155 46V44L153 45L152 43H154V39L153 38H155L154 36H152L151 37V33L153 32H151L150 33V35L148 34L150 31H148L147 32V34L150 36V38H152L153 39V42L151 41V39L148 37H145L146 39H148V40H150L152 43H150V44H146V43H143L142 41V39L140 40L143 44H144V48L142 47L141 49L142 50H140V51H138V52H136L137 50H138V48L139 47H141V46H137L138 48H136V45H135V43L136 42H134V41H130L134 46H133V48H131L132 47V45H130V47H128V46H126V45H128V44H126V43H114L113 45H112V47L110 46V44L108 45L109 47H107L108 49H102V47L103 46H101V45H104V43H106V42H108V41H104V43L103 42H101L102 44L100 45L101 46V48L97 45V46H94V45H96L95 44V42L93 41V40H90L91 39V36H92V33H90L92 30H91V28H89L88 27V30L90 29V32H89V35H91L90 37H89V39L88 40H86L87 41V44H85L83 41L77 46L78 48H75L76 47V45L75 46H73L71 43H69L68 42V40H69V38H68V36H72L73 35V33L75 32L76 34H77V32H76V29H75V31H69L70 29H68V30H66V32L64 31V30H62L61 28L59 29L61 32H59L57 29V31L59 32V33H61V35H62V37L60 36V35H58L57 33H56V35H58V37L60 36L61 38H59V39H57L58 37H56L55 39H54V37H55V35H54V37H53V35L51 36L50 34L52 33H50V31H46L45 29V31H46V34H48L47 32H49V36L52 38L53 37V39H52V42H51V44H49L50 42L49 41H51L49 38V40L47 39V36L48 35H42V37L43 36H46V38H44L45 39V41H42V43L43 42H49L48 44L46 43L45 45L47 46L48 45V47L45 49V45H42V44H40V46L42 47V48H44V50H42V49H31L30 47H28L27 45L25 46V47H28V48H30V49H28L27 48V50L25 49H23L22 47L20 48V47H18V45H16V42H15V39H13V38H15V37H12L11 35L12 34H14L16 31H17V29H18ZM20 28H21V26H20ZM27 28H28V26H27ZM64 28H66V27H64ZM81 28V27H80ZM84 28V27H83ZM98 28V27H97ZM106 28H109L108 26L106 27ZM111 27L109 28V29H112ZM143 28V27H142ZM151 28V27H150ZM150 28H148V29H150ZM163 28V27H162ZM161 28V26H160V29H162ZM164 28H167V26L166 27H164ZM178 28V30L180 31V29ZM210 28V29H211ZM217 29H218V27H216ZM245 28H247V27H245ZM244 28V29H245ZM254 28V27H253ZM255 28H256V26H255ZM260 28V27H259ZM24 29H26V28H24ZM34 29L36 30V28L34 27ZM34 29H32V32H33V30ZM52 29H54L53 27L51 28V30ZM67 29V28H66ZM104 29H105V27H104ZM104 29H102V30H99V31H102L103 33H104ZM108 29V30H109ZM118 29V33H121V31H119L120 29L119 28H117ZM116 29V30H117ZM144 29H146L145 27H144ZM144 29H143V34L145 33L144 32ZM160 29L158 28L157 29V31H156V33L157 32H159L160 31ZM169 29V28H168ZM170 29H172V27H170ZM187 29V30H188ZM196 29V28H195ZM199 29V28H198ZM234 29V28H233ZM232 29V30H233ZM243 29V30H244ZM19 30V29H18ZM22 31H23V29H21ZM28 30H30V29H28ZM48 30V29H47ZM55 30V29H54ZM53 30V31H54ZM85 30H86V28H85ZM85 30H83V32L85 31ZM95 30L96 29H94V32H95ZM107 30V29H106ZM107 30V31H108ZM125 30L126 29H124L123 28V31L125 32ZM128 30V29H127ZM132 30V29H131ZM134 30V29H133ZM147 30V29H146ZM151 30V29H150ZM159 30V31H158ZM166 30V29H165ZM176 30V29H175ZM174 30V31H175ZM177 30V31H178ZM190 31L192 30V31H194V32H196V30H194L193 29V25H191L190 26V29H189ZM214 30V29H213ZM219 30V29H218ZM228 30H231V29H228ZM243 30H240V31H238V30H236V31H238V32H244L245 33V31H247L246 29H245V31H243ZM255 30V29H254ZM253 30V32L255 33L256 31H254ZM259 30V29H258ZM21 31V32H22ZM31 31V30H30ZM77 31H80L81 33L80 34H82V31H81V29H79V30H77ZM97 31V30H96ZM98 31V32H99ZM112 31V30H111ZM111 31H108L107 33L109 34V32L111 33ZM122 31V33H124ZM185 31V30H184ZM190 31L188 32L187 31V33H189V34H192L193 32H191L190 33ZM201 31V29H199V32ZM202 31H203V29H202ZM236 31H234V32H236ZM18 32V31H17ZM20 32V33H21ZM24 33H25V30L23 31ZM22 32V33H23ZM31 32V33H32ZM35 32H37V31H34V36H35ZM38 32H40V29H39V31ZM62 32L64 33V35L62 34ZM86 32V31H85ZM129 32H130V30H129ZM139 32H140V30H139ZM168 31H166L165 33H167ZM182 32V31H181ZM197 32H198V30H197ZM197 32H196V34H197ZM198 32V34L200 35V33ZM214 32H216V31H214ZM19 33V34H20ZM23 33V34H24ZM30 33V32H29ZM45 33V32H44ZM79 33V32H78ZM112 33H114V32H112ZM153 33H155V32H153ZM154 34V35H156V36H158L157 34ZM170 33V32H169ZM186 33V32H185ZM186 33V34H187ZM202 33V32H201ZM202 33V34H203ZM218 33V32H217ZM216 33V34H217ZM53 34H54V32H53ZM86 34V33H85ZM98 34V33H97ZM99 34H100V32H99ZM108 34H106L107 36H108ZM127 34V33H126ZM126 34H124L125 35V37H123L124 35L122 34V37L124 38V39H126ZM130 34H131V32H130ZM132 34H133V31H132ZM140 34H142V33H140ZM139 34V35H140ZM160 34V33H159ZM168 34V33H167ZM173 34V33H172ZM176 34V33H175ZM184 33L182 32V35H183ZM193 34H195V33H193ZM191 35V36H194V35ZM221 34V33H220ZM219 33H218V35L219 36H221ZM233 34V33H232ZM235 34V33H234ZM247 34V33H246ZM14 35H16V34H14ZM13 35V36H14ZM25 35H27V33H25ZM31 35V34H30ZM75 35V34H74ZM78 35V34H77ZM102 35V34H101ZM105 34L104 35H102L103 37L104 36H106ZM110 35V34H109ZM145 35V34H144ZM185 35V34H184ZM188 35V34H187ZM215 37H214V36ZM225 35V34H224ZM237 35V34H236ZM249 35V34H248ZM260 36L261 38H262V40L264 41V32L263 33H258L256 36ZM10 36L12 37V39H10ZM21 36V35H20ZM82 36V35H81ZM94 36V35H93ZM118 37L120 36L119 34L117 35ZM117 36H116V38H117ZM128 36H130L129 34H128ZM142 35H140V38H142L141 37ZM169 36H171V38H169ZM186 36V35H185ZM22 37H23V35H22ZM38 37V35L36 36V38ZM88 37V36H87ZM96 37H98V35H96ZM133 37H134V35L132 36L131 35V37H128V38H131L132 40H133ZM136 37V36H135ZM134 37V38H135ZM164 37V36H163ZM190 37V36H189ZM200 37V38H201ZM225 37H227L226 39H225ZM245 37V36H244ZM247 37V36H246ZM254 38H255V36H253ZM21 38V37H20ZM19 38V39H20ZM34 38V37H33ZM78 38H80V36L78 37ZM110 38V37H109ZM114 38V37H113ZM119 38H121V36L119 37ZM122 38V39H123ZM166 38V37H165ZM187 38V37H186ZM196 38H197V36H196ZM253 38V39H254ZM25 39V38H24ZM24 39H22L21 38V40H23V42H24V45H25V43H27V40L26 41H24ZM26 39H28V38H26ZM31 37H30V41H31ZM42 39V38H41ZM43 39V40H44ZM48 41H47V40ZM98 39V38H97ZM97 39H95V41L97 40ZM104 39H106V38H104ZM130 39V40H131ZM158 39V38H157ZM167 39V40H168ZM183 39H184V36H183ZM192 39V38H191ZM198 39H199V36H198ZM76 40V39H75ZM103 39L100 37V41H102ZM106 40H109V39H106ZM116 40V39H115ZM114 40V41H115ZM126 40H128V39H126ZM135 40V39H134ZM168 40V41H169ZM33 41V40H32ZM31 41V42H32ZM35 41L37 42V40L35 39ZM98 41V40H97ZM99 41V42H100ZM185 41V40H184ZM240 41H242V40H240ZM259 41V40H258ZM21 42V41H20ZM41 42V41H40ZM39 42V43H40ZM126 42H129V41H126ZM134 42V43H133ZM189 42H190V40H189ZM193 42V41H192ZM195 42V41H194ZM194 42L192 43V44H194ZM199 42V41H198ZM210 42H208L209 44H210ZM214 42V43H213ZM246 42V41H245ZM19 43V42H18ZM22 43V42H21ZM21 43L19 44V45H21ZM35 43V42H34ZM96 43H98V42H96ZM203 43H204V41H203ZM213 43V44H212ZM234 43V44H233ZM241 44H242V42H240ZM78 44V43H77ZM215 44V45H214ZM32 45H33V43H32ZM106 45H107V43H106ZM208 45V44H207ZM33 46H35V45H33ZM43 46H45V47H43ZM90 47V48H89ZM135 48V50H133ZM137 49V50H136ZM104 50V51H103ZM87 52H91V54L89 55V53H88V55L89 56H87V57H84V56H82L84 53L87 55ZM138 53V54H137ZM80 54H82V55H80ZM85 55V56H86ZM77 61L79 62V64H77ZM80 61H82V62H80ZM237 61H240V63L241 62H245V64H243V63H241V66H243V65H245V66H243V67H241L240 68V65H239V68L240 69H238V70H236L235 72L233 71V70H235V69H233L232 70V68H231V66L234 64V63H236ZM95 63H97V65H98V67H100V66H102L103 68L102 69H100V71L101 70H103L104 71V84L107 86V89L105 88L104 89V84H102V85H100V83L101 82H103L101 79L100 80H98L97 79V81L95 80L93 83H89V84H87L86 82L88 81H86V78L87 77H89L88 75H91V74H88L86 71L87 70H89V69H92L91 67H93V69L92 70H94V71H91V73L92 72H95V70L96 71H98L99 69H98V67L97 66H95V68L96 69H94V64ZM137 63H138V65H137ZM240 63H238V64H240ZM141 64H142V66H141ZM144 64V65H143ZM232 64V65H231ZM100 65V66H99ZM140 65V66H139ZM144 66V67H143ZM236 66H237V64H236ZM233 67H234V65H233ZM229 70H232L231 72H230V74H228V72H229ZM255 70H262V71H260V72H256V73H254V74H252V72L253 71H255ZM99 71V72H100ZM102 72V71H101ZM8 73H13V79L14 80H11L10 79V77H11V75H8ZM95 73H97V72H95ZM95 73H93L94 75H95ZM99 73H97L96 75H98ZM102 74V73H101ZM100 74V75H101ZM93 75V76H94ZM10 76V77H9ZM219 76L220 77H222V80H221V78H220V82L219 81H213V79H212V81H211V78H217V79H219ZM63 77V78H62ZM62 78V79H61ZM80 78L82 79V80H80ZM95 78H96V76H95ZM91 79V78H90ZM79 80L81 81L80 83H79ZM216 80V79H215ZM213 82H215V83H213ZM15 83H17L16 85H15ZM182 83H184V88L182 87L181 89H183V92H181V93H183V95L182 96H180L179 94H181V93H179L180 92V90L178 89V87H180V85L182 86L183 84ZM19 84V85H18ZM86 85L88 86V87H86ZM102 86V87H101ZM170 88V89H169ZM171 89L173 90L172 91V94H171ZM178 90H179V92H178ZM182 91V90H181ZM97 92V93H98ZM93 93V92H92ZM86 93H84V95H85ZM94 94V93H93ZM34 96V97H33ZM89 96V95H88ZM98 96V95H97ZM85 98V97H84ZM89 98V97H88ZM94 98V97H93ZM250 98V99H251ZM90 99H91V97H90ZM78 100H79V98H78ZM94 100V99H93ZM104 100V99H103ZM81 101V100H80ZM128 101V102H127ZM83 102L84 101H82V109L84 108L83 107ZM88 102V101H87ZM75 103H77V102H75ZM88 104V103H87ZM90 104V103H89ZM94 105V104H93ZM76 106V105H75ZM76 107H78V106H76ZM80 107V106H79ZM42 108V107H41ZM89 108V107H88ZM96 108H98V107H96ZM77 108H75L74 110H72V111H75V112H78V110H76ZM79 109V108H78ZM91 109H93V111L92 112H94V106H92V108ZM98 109H100V108H98ZM85 110H87V109H85ZM84 110V111H85ZM89 110H90V108H89ZM97 110V109H96ZM96 110H95V112H96ZM68 111V110H67ZM67 111H65V112H67ZM81 110H79V112H80ZM84 111H83V113H84ZM99 111V110H98ZM63 112V111H62ZM75 112L73 113L74 115H78V114H75ZM92 112H90V113H92ZM94 112V114H95V116H97V114H99V113H95ZM46 113V112H45ZM52 113V112H51ZM69 114H70V112H68ZM83 113H82V115H83ZM85 113H87L86 114V116H83V117H87V116H89L90 115V113H88V111L87 112H85ZM21 114V113H20ZM59 114L61 115L62 113H60L59 112ZM89 114V115H88ZM103 114H105V113H103ZM46 115H48L47 113L43 116L45 119H46ZM67 115V114H66ZM73 115V116H74ZM81 115V112H80V114L78 115V116H80ZM100 115V114H99ZM11 117H12V115H10ZM17 116V115H16ZM21 116V115H20ZM5 118H3V116H2V118L4 119V121H5V119H6V117L7 116H4ZM10 117V119H8V120H11V119H13L14 118V116L11 118ZM19 117V116H18ZM59 115H58V120H59ZM64 117V116H63ZM66 118H67V116H65ZM71 117H72V114H71ZM102 117V116H101ZM1 118V116H0V120L2 119ZM8 118H9V116H8ZM74 118H75V116H74ZM82 118V117H81ZM81 118H79L78 117V122H81V121H79ZM90 119L92 118L91 116L89 117ZM89 118H88V122H89ZM94 118V117H93ZM91 119V120H94V119ZM2 119V120H3ZM16 119V118H15ZM101 119V118H100ZM99 119V120H100ZM106 119H107V122H108V119H109V121H111L110 120V118H109V116H108V118L106 117ZM117 119L118 120H121L120 119V117H117ZM1 120V121H2ZM20 120V119H19ZM28 120V119H27ZM41 120H42V117H41ZM83 120H84V122H85V124L86 123H88L87 121H85V119L83 118ZM12 121V120H11ZM29 121V120H28ZM60 121V120H59ZM69 121L72 123V120L71 119H69ZM41 122V121H40ZM42 122H44L43 120H42ZM61 122V121H60ZM73 122L74 123H70V125H72L73 127L74 126H77V124H78V122H75V120H73ZM245 122L247 123V124H252V123H259V124H261V122H253V121H251L248 117H247V119H245ZM45 124H47V126H48V122L47 121H45L44 122ZM91 123V125H92V121L90 122ZM18 124V123H17ZM16 124V125H17ZM29 124H30V122H29ZM28 124V125H29ZM44 124V125H45ZM50 124V123H49ZM60 124V123H59ZM76 124V125H75ZM81 124V123H80ZM84 124V125H85ZM106 124V123H105ZM110 124H111V122H110ZM147 124V125H146ZM20 125V124H19ZM51 125V124H50ZM49 125V126H50ZM62 125V124H61ZM66 125V124H65ZM84 125H82L83 126V128H84ZM87 125V124H86ZM86 125H85V128H86V130L83 132V133H85L86 131V134L88 133V130H87V128L89 127H86ZM88 125H90V124H88ZM90 125V126H91ZM95 125V124H94ZM94 125H92V126H94ZM21 126V125H20ZM46 126V125H45ZM47 126H46V130H47ZM53 125H51V127H49V129L51 130L50 132V134H52L53 135V133H55V131H53V133H52V129L51 128H55V127H52ZM60 126V125H59ZM63 126V125H62ZM61 126V128H63ZM71 126V127H72ZM82 126H80V128L82 127ZM109 126V125H108ZM263 125L261 124V125H259L257 128H261ZM22 127V126H21ZM30 127V126H29ZM66 127H68L67 125H66ZM65 127V128H66ZM70 127V126H69ZM71 127H70V129H71ZM104 127H106V125H104ZM111 127H112V125H111ZM9 128H10V126H9ZM12 128V127H11ZM76 128V127H75ZM100 128V127H99ZM115 128H116V126H115ZM32 129V128H31ZM34 129V128H33ZM49 129H48V133H49ZM56 129H57V127H56ZM55 129V130H56ZM70 129H68V130H70ZM82 129V128H81ZM93 129V128H92ZM91 129V130H92ZM110 129V131H111V133L113 134V131L111 130V128H109ZM118 129V127L115 129V130H117ZM66 130H67V128H66ZM73 130H78V129H72V130H70L71 131V133L72 134H74V132H72ZM80 130V129H79ZM83 130V129H82ZM95 130H97L96 129V126H95ZM106 132H107V130L106 129H104ZM13 131V130H12ZM15 131V130H14ZM44 131V130H43ZM58 131V130H57ZM57 131H56V133L55 134H57ZM63 131H65V129L63 128ZM69 131V132H70ZM81 131V130H80ZM80 131H79V133H80ZM103 131V130H102ZM102 131H100L99 130V133L100 132H102ZM109 131V130H108ZM110 131L108 132V133H110ZM120 130H118V131H116L117 132V134H118V132H119ZM122 131H125L124 129L122 130ZM9 132H11V131H9ZM17 132V131H16ZM45 132V131H44ZM66 132V131H65ZM121 132V131H120ZM119 132V133H120ZM4 133V132H3ZM21 133V132H20ZM25 133V132H24ZM59 134H60V131L58 132ZM80 134V136H78V139L80 138V137H82L81 135H85V134ZM93 133H94V131H93ZM5 134V133H4ZM6 134H8L7 132H6ZM5 134V136H4V138H6L7 137V135ZM13 134V133H12ZM66 134V133H65ZM67 134H69L68 132H67ZM91 134V133H90ZM95 134V133H94ZM102 134H104V132L102 133ZM124 133L122 132V135H123ZM130 135H131V133H129ZM133 134V133H132ZM18 136H19V134H17ZM17 135H14V138L16 137H18ZM71 135V134H70ZM75 135V134H74ZM74 135L72 136V137H74ZM99 135V134H98ZM100 135H101V133H100ZM100 135H99V138H101L100 137ZM107 135V134H106ZM114 135V134H113ZM113 135H112V137H113ZM119 135V134H118ZM120 136L119 137V139L120 138H122L123 136ZM125 135H126V131H125ZM127 135H128V133H127ZM130 135H128V137L130 136ZM12 136V135H11ZM90 136V135H89ZM92 136V135H91ZM90 136V137H91ZM93 136H95V135H93ZM92 136V137H93ZM102 136V135H101ZM115 136V135H114ZM256 136V135H255ZM8 137H10L9 135H8ZM64 137H66L67 139H69V143L68 144H65V145H63V144H61L62 145V147H63V151H65L66 153H68L70 156H72L73 157V160H75V158L76 157H80V152H81V147H80V145H82V144H85L86 143V141H85V143H83V140H81V138H80V140H78V139H76V135H75V137H74V139L72 138L71 139V136H69V137H67V136H65L64 135ZM90 137H88L86 140L89 142L90 141V139L92 138H90ZM108 137V136H107ZM105 138V139H103V141L105 142L106 141V139H107V141L109 140L108 138ZM110 137V136H109ZM111 137V138H112ZM117 137V136H116ZM126 137L127 136H125L123 139L124 140H126V141H124V142H126V144H127V139H126ZM131 137V136H130ZM257 137H259V135L257 136ZM13 137H11L10 139H12ZM23 138H24V136H23ZM56 139L58 138V136L57 137H55ZM59 138H60V136H59ZM103 138V137H102ZM102 138L100 139V141H99V145H100V143L101 142H103L102 141ZM136 138H140L139 140L138 139H136ZM242 138V137H241ZM239 139L240 140V142H242V143H247V142H244L245 141V138H242V139H244V140H242V139ZM261 138H262V141L264 142V132H263V134H262V136H261ZM61 139V138H60ZM113 139V138H112ZM112 139H110V140H112ZM252 139V138H251ZM7 140H8V138H7ZM6 140V141H7ZM20 140V139H19ZM64 140H65V138H64ZM63 140V141H64ZM94 140V139H93ZM96 140V139H95ZM113 140H115L116 141V143L119 141L117 138L116 139H113ZM129 140H131L130 138H129ZM132 140H133V138H132ZM143 140V141H142ZM218 140V141H217ZM238 140V139H237ZM236 140V141H237ZM79 141H81L82 142V144H81V142H79ZM246 141H247V139H246ZM249 141V140H248ZM253 141V140H252ZM1 142V141H0ZM9 142H10V140H9ZM15 142V141H14ZM53 142V141H52ZM67 142V141H66ZM87 142V144H86V146L88 145V146H91V144H90V142L88 143ZM130 142V141H129ZM133 142V141H132ZM239 141H237V143H238ZM17 143V142H16ZM42 143V142H41ZM96 143H98V140H96ZM106 143V142H105ZM111 143H112V141H111ZM116 143L112 146V147H114L115 145H116ZM119 144H121V145H123L122 143H120V142H118ZM117 143V144H118ZM144 143H148V145H145ZM149 143H151V145L149 144ZM221 144L223 147H224V149L222 150V152H221V150L220 151H215V147H216V145H217V148H218V144ZM233 143V142H232ZM10 144H12L11 142H10ZM27 144V143H26ZM30 144V143H29ZM54 144V143H53ZM90 144V145H89ZM102 145H103V143H101ZM109 145H110V141H109V143H108ZM108 144H107V146H108ZM125 144V145H126ZM137 144H139V145H137ZM4 145H5V143H4ZM4 145H1V148H0V150L1 149H3L2 148V146H4ZM61 145H60V147H61ZM95 144H93V147L91 148L92 149V151H93V148L94 149H96L97 150V148H95V146H94ZM97 145V144H96ZM105 145V144H104ZM127 145H129V144H127ZM141 145V146H140ZM150 145V146H149ZM241 145V144H240ZM86 146H85V151H83L82 150V152H85V154H88L87 153V148H90V147H87L86 148ZM101 146V145H100ZM107 146L105 145V148H107ZM130 146V148L132 149L133 148V146L132 145H129ZM7 147V146H6ZM6 147H4V149L2 150L3 152H5V151H7V150H9L8 148H12V147H7V149H6ZM37 147H38V143H37ZM110 146H108V148H109ZM124 147V146H123ZM127 147V146H126ZM126 147H124V151H127L126 150ZM154 147H156V146H153V149H155ZM83 148V147H82ZM120 148H121V146H120ZM120 148L118 149V145H117V149L119 150V151H123V150H120ZM130 148H128V151L127 152H130L129 151V149ZM138 148V149H139ZM158 148V147H157ZM156 148V149H157ZM177 148V149H176ZM249 148V147H248ZM57 149H58V146H57V148H56V151H57ZM99 149H100V147H99ZM110 149V148H109ZM109 149H108V151H109ZM152 149V148H151ZM188 149V147L186 148V150ZM245 149V148H244ZM5 150V151H4ZM48 150V149H47ZM54 150H55V148H54ZM53 150V151H54ZM59 151L58 152H60V155L62 154L61 153V151H62V148H60V149H58ZM80 150V151H79ZM87 150V151H86ZM101 150V149H100ZM103 150V149H102ZM105 150V149H104ZM103 150V151H104ZM112 150H113V148H112ZM159 150V149H158ZM157 150V151H158ZM219 150V149H218ZM1 151V152H2ZM35 151V150H34ZM95 151V150H94ZM93 151V152H94ZM98 151V150H97ZM101 152L99 155H97V156H95V154H94V156L96 157V164H98L99 165V167H105L106 165H108L109 166V168L111 167V165H114V166H123V164H124V166H123V168L125 167V163H129L128 165H130V169L133 171H131L130 170V172H132V174L134 173V172H136L135 171V169H136V165L138 164V162H140L141 161V159H140V157H139V159H140V161H138V159L136 160V158H137V156L138 155H132L131 153H134V149H133V152L131 151V153H129L130 154V156H129V158H126L127 157V152H126V154L124 153V156L123 155H119V154H121V152L120 153H118V154H116V152L114 153L113 151L111 152L110 151V153L108 152H106L105 153V151H107V149L104 151V152ZM116 151V150H115ZM118 151V152H119ZM188 151H189V149H188ZM200 150H198V152H199ZM245 151H247V148L245 149ZM8 152V151H7ZM12 152V151H11ZM20 153H21V155L23 156V154H22V152L23 151H19ZM47 152V151H46ZM98 152H100V151H98ZM97 152V153H98ZM155 152V151H154ZM161 152V151H160ZM190 152V151H189ZM192 152V151H191ZM190 152V153H191ZM244 152V151H243ZM249 152V151H248ZM17 153V152H16ZM20 153H19V156L17 157V158H19L20 157ZM49 153V152H48ZM57 153V152H56ZM64 153V152H63ZM123 153V152H122ZM150 153H151V151H150ZM260 153V152H259ZM258 152H255V151H251L249 154H247L246 156H244L245 157V160H247L248 162L249 161H256V162H259L258 164L259 165H261L260 164V162L263 160V159H261L262 157H261V154H259ZM2 154H4V153H1V155ZM18 154V153H17ZM27 154V153H26ZM35 154H36V152H35ZM42 154V153H41ZM43 154H45V150H44V153ZM65 154V153H64ZM148 154V153H147ZM194 154V153H193ZM238 154V153H237ZM10 155H12L11 153H10ZM46 155H47V153H46ZM54 155V154H53ZM53 155H52V159L54 158H56L57 157V159H58V157H59V155L57 154V156H54L53 157ZM90 155H93V154H90ZM126 155V156H125ZM132 155V156H131ZM150 155V154H149ZM147 156V157H145V159H144V162L146 161V163H148L149 161H153V159L152 158H150V156ZM157 155V154H156ZM164 155V154H163ZM183 155V154H182ZM196 155V154H195ZM194 155V156H195ZM4 156V155H3ZM6 156H8L7 155V153L5 154V156H4V158L2 157V156H0V157H2L3 159H4V161H5V157ZM13 156H15L16 157V154H14ZM30 156V154L28 155V157ZM40 156H43V155H40ZM62 156V155H61ZM60 156V157H61ZM70 156H69V158H70ZM141 156V157H142ZM145 156H146V154H145ZM151 156H152V154H151ZM154 156V155H153ZM158 156V155H157ZM207 156V155H206ZM36 157V156H35ZM65 157V156H64ZM67 157V156H66ZM85 157H86V155H85ZM90 157V156H89ZM155 157V156H154ZM153 157V158H154ZM167 157V156H166ZM168 157H169V155H168ZM173 157V156H172ZM182 157V156H181ZM189 157V156H188ZM23 158V157H22ZM41 157H39V159H40ZM62 158V157H61ZM61 158H59L60 160H58V161H61ZM88 158V157H87ZM87 158H85L84 159V161H86V159ZM91 158V157H90ZM164 158V157H163ZM177 158V157H176ZM176 158H174V160L176 159ZM183 158V157H182ZM182 158H181V160H182ZM187 158V157H186ZM191 158V157H190ZM10 159H11V156H10ZM9 158H8V163L10 164V162H9V160H10ZM35 159V158H34ZM41 159H44V157H42ZM66 159V158H65ZM70 159H72V158H70ZM7 160V159H6ZM36 160V159H35ZM37 160H38V158H37ZM89 160V159H88ZM87 160V161H88ZM91 160H93V162L91 161V164L92 165H94L93 163L95 162L94 161V159H92L91 158ZM155 160V159H154ZM166 160H167V158H166ZM166 160L164 161V163L166 162ZM190 160H192V159H190ZM190 160H189V163L188 164H190ZM194 160V159H193ZM198 160H199V158H198ZM1 161H2V159H1ZM3 161V162H4ZM25 161V160H24ZM29 161H30V159H29ZM31 161L33 162V159L31 158ZM43 161V160H42ZM48 161V160H47ZM49 161L51 162V164H52V160L51 159H49ZM56 161V160H55ZM67 161H68V159H67ZM66 161V162H67ZM78 161H79V159H78ZM78 161H76L75 160V163H74V165L76 166L77 165V163L76 162H78ZM83 161V162H84ZM169 161H171V160H169ZM187 161H188V158H187ZM205 161V160H204ZM242 161H243V155H242ZM21 162H23V161H21ZM39 162H40V160H39ZM38 161H37V163H39ZM155 162V161H154ZM176 162H177V160H176ZM211 162H212V160H211ZM244 162V161H243ZM36 163V164H37ZM46 162L44 161V163L43 162H40L39 164H41V166H42V168L40 169V170H43V166L44 165H42V164H45ZM79 163V162H78ZM89 163V162H88ZM146 163H144V166H146L147 164ZM169 163V162H168ZM181 163V162H180ZM250 163V162H249ZM248 163V164H249ZM1 164V163H0ZM20 164V163H19ZM47 164V163H46ZM53 164H54V162H53ZM52 164V165H53ZM57 164V163H56ZM53 165V166H57V165ZM68 164L70 165V163H69V161H68ZM67 164V165H68ZM73 164V163H72ZM81 164H82V162L80 161V163L78 164V169H79V171L81 172H83V170H81V168L82 167H86L87 165H82V167H80L81 166ZM176 164V163H175ZM184 164V163H183ZM196 164V162H192V166H194V165ZM38 165V164H37ZM50 165V164H49ZM49 165H48V169L47 170H49ZM74 165H72L71 167H73ZM89 165H90V163H89ZM180 165V164H179ZM212 165H213V162H212ZM251 165V164H250ZM254 164H252V166H253ZM257 166V167H259V170L261 169L260 168V166ZM33 166H34V164H33ZM59 166V165H58ZM58 166H57V168H58ZM75 166H74V170H75V173L78 171V169L77 168H75ZM107 166V167H108ZM127 166V165H126ZM148 166H151L150 164H148ZM148 166H146V167H148ZM154 166V165H153ZM152 166V167H153ZM195 166H197V165H195ZM200 166V165H199ZM18 167V166H17ZM19 167H21V166H19ZM64 167H65V165H64ZM67 167V166H66ZM91 165H90V169H91ZM103 167V168H104ZM152 167L150 168V167H148V168H150V169H152ZM161 167V166H160ZM213 167V166H212ZM223 167H222V171H223ZM0 168H3V167H0ZM7 168H8V166H7ZM14 168V167H13ZM28 168V167H27ZM39 168V167H38ZM45 168H46V165H45ZM50 168H51V166H50ZM63 168V167H62ZM94 168V167H93ZM93 168L91 169V171H94L93 170ZM108 168V169H109ZM121 167H119V169H120ZM125 168H127V167H125ZM181 168H182V166H181ZM198 168V167H197ZM6 168H4L3 170H5ZM20 169H22V168H20ZM54 169H56V168H54ZM76 169H77V171H76ZM82 169H84V168H82ZM87 169V167L84 169V171ZM89 169V170H90ZM117 169V168H116ZM117 169V171H120L121 173H123L124 174V171H121L122 169ZM129 169V167L127 168V170ZM159 169V168H158ZM157 169V171H159V173L163 176V175H165V174H163L162 172H160L161 171V169L160 170H158ZM184 169V168H183ZM186 169V168H185ZM199 169H200V167H199ZM198 169V170H199ZM214 169V168H213ZM227 169V170H228ZM229 169V170H230ZM234 169V168H233ZM232 169V170H233ZM17 170V169H16ZM15 170V171H16ZM18 170H19V168H18ZM17 170V172L16 173H19L20 171H18ZM35 170H36V168H35ZM40 170H39V172H40ZM46 170V169H45ZM45 170H43V175H44V177H45V174H44V171ZM52 168L49 170L50 171V174H56V173H54V172H52ZM60 170V169H59ZM66 170H67V168H66ZM97 171H98V169H96ZM103 170V169H102ZM112 170H114V169H112ZM138 170V169H137ZM153 170V169H152ZM152 170H151V172H152ZM168 170V169H167ZM187 170L188 169H186V172H187ZM226 170V171H227ZM256 170V169H255ZM8 171V170H7ZM23 171V170H22ZM21 171V172H22ZM28 170L26 169V172H27ZM31 171H32V169H31ZM33 171H34V168H33ZM54 171V170H53ZM68 171H69V168H68ZM77 172V175L80 173V172ZM100 171V170H99ZM98 171V172H99ZM107 171V170H106ZM105 170H104V172H106ZM126 171V170H125ZM139 171H141L140 170V168H139ZM139 171H137V172H139ZM144 172H147V173H149L148 172V170H147V168H146V170L144 169L143 170ZM154 171V170H153ZM175 171H179V169L178 170H175ZM5 172V171H4ZM25 172V171H24ZM38 172V173H39ZM85 172H88L87 170L85 171ZM90 172V171H89ZM87 173V175L89 174H91V173ZM98 172H94V174L95 173H98ZM102 172V171H101ZM114 172V171H113ZM115 172H116V170H115ZM127 172V171H126ZM129 172V173H130ZM211 172V171H210ZM214 172H216V171H214ZM224 172V171H223ZM260 172V171H259ZM8 173H10V172H8ZM37 173V174H38ZM46 173V172H45ZM68 172H66V174H67ZM72 173H73V171H72ZM84 173V172H83ZM117 173V172H116ZM116 173H114L115 174V176H116ZM128 173V174H129ZM153 173V172H152ZM179 173V172H178ZM193 173V172H192ZM195 173H197V172H195ZM194 173V174H195ZM199 173H200V170H199ZM225 173V172H224ZM236 173H237V171H236ZM3 174V173H2ZM11 174V173H10ZM23 174V173H22ZM42 173L40 172L39 173V175H41ZM84 174H86V173H84ZM126 174V173H125ZM131 174V175H132ZM135 174H138V173H135ZM144 174V173H143ZM166 174H167V176L169 175V173H167L166 172ZM175 174H177L176 172H175ZM183 174V173H182ZM184 174H185V172H184ZM188 174H189V172H188ZM187 174V175H188ZM193 174V175H194ZM201 174V173H200ZM206 174H207V172H206ZM257 174H258V172H257ZM17 175V174H16ZM39 175H37V176H39ZM58 175H61V174H59L58 173ZM65 175V174H64ZM80 175V174H79ZM86 175V176H87ZM144 175H146V173L144 174ZM149 174H147V176H148ZM180 175L181 174H179V180L178 181H180L181 179V177H182V181H183V176H181L180 177ZM222 175H223V173H222ZM239 175V174H238ZM5 176H6V172H5ZM14 176V175H13ZM18 176H19V174H18ZM17 176V177H18ZM25 176H27L26 174H25ZM28 176H29V174H28ZM31 176V175H30ZM50 176V175H49ZM52 176L53 175H51V179H52ZM70 175H68V177H69ZM95 176H97V175H94V177L92 178V180L95 178V180H96V177ZM117 176L119 177V174H117ZM127 176V175H126ZM126 176H125V178L121 175V179H126ZM137 176V175H136ZM186 176V175H185ZM241 176V175H240ZM8 177H9V175H8ZM8 177H6V182L8 181ZM15 177V176H14ZM33 177V176H32ZM40 177V176H39ZM39 177H38V179H39ZM55 177V176H54ZM66 177V179H68V177L67 176H65ZM84 177V176H83ZM88 177V176H87ZM98 177H99V175H98ZM123 177V178H122ZM129 177V179H130V177L131 176H128ZM140 177V176H139ZM145 177V176H144ZM149 177L151 178V176L149 175ZM149 177H148V179H149ZM176 177H177V175H176ZM188 177V179H189V177L190 176H186V178ZM192 177V176H191ZM191 177H190V180L189 181H191ZM225 177H227V176H225ZM12 180H13V178L12 177H10ZM25 179H26V177H24ZM35 178V177H34ZM43 178V177H42ZM41 177H40V179H42ZM71 178V177H70ZM86 178V177H85ZM90 176H89V180H90ZM132 178V177H131ZM135 178V177H134ZM156 178H158V180H160L162 177L160 176V177H156ZM160 178V179H159ZM168 178H170V175H169V177ZM201 178V177H200ZM229 178V177H228ZM39 179V180H40ZM66 179H62L63 181L62 182H66ZM101 179H104V177H102V176H100V179L99 180H101ZM129 179H126V181L127 182H129L130 180ZM133 179V178H132ZM136 179H138V177H136ZM135 179V180H136ZM144 179V178H143ZM142 179V180H143ZM147 179V178H146ZM173 179V178H172ZM172 179L170 180V181H172ZM188 179L187 180H185V181H188ZM192 179H194V178H192ZM224 179V178H223ZM27 180V179H26ZM31 180H33V179H31ZM77 180H79V179H77ZM81 180H83L82 178H81ZM92 180H91V183H92ZM129 180V181H128ZM157 180V181H158ZM166 180V179H165ZM196 180H198V179H196ZM229 181H230V179H228ZM2 181V180H1ZM11 181V180H10ZM42 181H43V179H42ZM48 182L50 181V179L49 180H47ZM46 181V182H47ZM53 181H54V178H53ZM80 181V180H79ZM97 181H98V178H97ZM132 181V180H131ZM145 181H147V180H145ZM151 181V180H150ZM161 181V180H160ZM162 181H164V179H162ZM162 181H161V183H162ZM178 181H176V184H177V182ZM188 181V182H189ZM193 181V180H192ZM31 182V184H32V181H30ZM29 182V183H30ZM87 182H88V179H87ZM101 182V181H100ZM106 182V181H105ZM126 182V183H127ZM132 182H135L134 180L132 181ZM141 182V181H140ZM144 182V181H143ZM156 182V181H155ZM167 182V181H166ZM175 182V181H174ZM174 182H170L171 183V186H172V184L174 183ZM199 182V181H198ZM238 182V180H235V182H232V183H237ZM12 183H13V181H12ZM19 183H21V182H19ZM50 183H51V181H50ZM84 183V182H83ZM108 183V182H107ZM142 183V182H141ZM146 183V185H147V182H145ZM164 183V182H163ZM180 183V182H179ZM179 183H178V185H179ZM187 183V182H186ZM190 183V182H189ZM189 183H188V188L186 187V189L187 190H189ZM210 183V182H209ZM225 183H227V182H225ZM2 184H4V183H2ZM34 185L36 184V183H33ZM40 184V183H39ZM43 184V186H44V183L42 182L41 183V185ZM93 184V183H92ZM98 184H100V183H98ZM136 185H137V182L135 183ZM143 184V183H142ZM151 184H153L152 182L149 184L150 186H153V185H151ZM166 184V183H165ZM181 184V183H180ZM194 183H192L191 185H193ZM195 184H196V182H195ZM194 184V186H196V185H200L199 183H197L196 185ZM220 184H222V182L220 183ZM15 185H16V183H15ZM23 184H20V186H21V188H20V190H22L23 189V186H22ZM48 185H49V183H48ZM62 185V184H61ZM60 185V186H61ZM81 185H82V183H81ZM103 185V184H102ZM108 185H110V183H108ZM112 185H113V183H112ZM163 185V184H162ZM168 185V184H167ZM237 185V184H236ZM36 186V185H35ZM52 185H50V187H51ZM90 186V185H89ZM101 186V185H100ZM138 186V185H137ZM149 186V187H150ZM163 186H165V185H163ZM173 186H174V184H173ZM180 186V185H179ZM182 186V185H181ZM180 186V187H181ZM208 186V185H207ZM222 186H223V184H222ZM7 187H8V184H7ZM37 187V186H36ZM103 188H104V185L102 186ZM109 187H111V186H109ZM108 187V188H109ZM139 187V186H138ZM140 187H142V186H140ZM144 187V186H143ZM175 187V186H174ZM183 187V186H182ZM185 187H184V192H185ZM201 187V186H200ZM224 187H225V184H224ZM241 187V186H240ZM258 187V186H257ZM260 187V186H259ZM12 188H13V191H15L14 190V187H10V189L12 190ZM48 188H49V186H48ZM103 188H102V190H103ZM113 188H115L116 189V187L115 186H113ZM113 188L110 190L111 192L113 191ZM145 188V187H144ZM148 188V187H147ZM152 187H150V190H152L151 189ZM164 188V187H163ZM195 188V187H194ZM206 188H208V187H206ZM216 188V187H215ZM215 188H214V190H215ZM245 189H247V187H244ZM243 187H242V190L244 189ZM249 188H250V186H249ZM1 189V188H0ZM9 189V190H10ZM17 189V188H16ZM75 189V188H74ZM146 189V188H145ZM145 189H141V190H143V194H144V192H148V190H145ZM157 189V188H156ZM173 189V188H172ZM177 189V188H176ZM175 189V190H176ZM192 189H193V187H192ZM209 189V188H208ZM225 189V188H224ZM223 189V191H226V194H228L227 193V190H228V188H227V190L225 189L224 190ZM238 189V188H237ZM42 190V189H41ZM48 190H50V189H48ZM60 190V189H59ZM87 190H88V188H87ZM105 190H107V186L105 187ZM104 190V191H105ZM139 190H140V188H139ZM139 190L138 191H136L137 193H139ZM140 190V191H141ZM145 190V191H144ZM149 190V191H150ZM158 190L160 191L161 190V188L159 189L158 188ZM190 190H191V187H190ZM230 190H232V189H230ZM239 190V189H238ZM241 190V189H240ZM241 190V191H242ZM248 190V189H247ZM249 190H251V189H249ZM43 191V190H42ZM100 191H101V189H100ZM118 191V189L117 190H115L114 191V193L113 194H109V195H111L112 197H113V195L116 193ZM154 191V190H153ZM153 191H151V193L153 192ZM183 191H182V193H179L180 195L181 194H183ZM197 191H198V189H197ZM204 191V190H203ZM209 191V190H208ZM221 191V190H220ZM229 191V190H228ZM232 191H234V190H232ZM80 192V191H79ZM164 192V191H163ZM169 192V190L167 191V193ZM178 192H180V191H178ZM177 192V193H178ZM190 192V191H189ZM200 191H198V193H199ZM215 192H217V190L216 191H214V193ZM229 192H231V191H229ZM251 193H253L252 191H250ZM44 193L46 194V193H50V191L48 192V191H44ZM70 193H71V191H70ZM90 193H92V192H90ZM118 193H122L121 194V198H123L122 196L124 195V193L127 195V192H125V190H124V192L122 191L121 192V190L119 189V192ZM118 193H116V196H118ZM155 193H156V190H155ZM165 194H166V192H164ZM188 193V192H187ZM197 193V192H196ZM195 193V194H196ZM197 193V194H198ZM219 193V196H220V194H221V197H220V199H223V195H222V193L223 192H218ZM235 193V192H234ZM238 193V192H237ZM255 195L257 196V194H258V192H257V188H256V190H255ZM262 193H264V192H262ZM262 193H261V195H260V197H262ZM57 194V196H58V193H56ZM107 194V193H106ZM120 194H119V196L118 197H116L115 195H114V198H116L117 200H118V202H123V199L121 200V198H120V201H119V197H120ZM140 194H142V193H140ZM142 194V196H144ZM162 194V193H161ZM192 194H194V193H191L190 192V195L189 194H187L188 196H191ZM200 194V193H199ZM203 194V193H202ZM209 194H210V191H209ZM224 194V193H223ZM231 194V193H230ZM238 194H240V193H238ZM32 195L34 196V193H32ZM76 195V194H75ZM93 195V194H92ZM126 195H124V196H126ZM146 195V194H145ZM152 195V194H151ZM157 195V194H156ZM177 194H175L174 193V195L173 194H167V196H165V197H167V199L169 200V203H171V202H173L174 204H179L178 203V201L177 200H175V197L174 196H176ZM179 195V197H178V200H179V198L181 197ZM204 195V194H203ZM208 195V194H207ZM225 195V194H224ZM51 195H48V197H50ZM132 196V195H131ZM137 196V195H136ZM140 196V195H139ZM194 196H196V195H194ZM198 196V195H197ZM201 196V195H200ZM243 196V195H242ZM0 197L1 198H3V195H1V193H0ZM4 197H5V195H4ZM23 197H24V195H23ZM70 197V196H69ZM127 197V196H126ZM138 197V196H137ZM141 197V196H140ZM146 197V196H145ZM144 197V198H145ZM148 197L150 198V195H148ZM187 197V196H186ZM185 197V198H186ZM193 197V196H192ZM191 197V198H192ZM203 197V196H202ZM208 197H209V195H208ZM236 197V196H235ZM234 196H233V198H235ZM238 197V196H237ZM236 197V199L235 200H237L238 198ZM259 197V198H260ZM0 198V199H1ZM53 198H55V197H53ZM76 198V197H75ZM113 198V199H114ZM125 198V197H124ZM128 198V197H127ZM139 198V197H138ZM147 198V197H146ZM148 198V199H149ZM160 198H162V197H160ZM183 198H184V196H183ZM198 199L200 198V197H197ZM213 198V197H212ZM228 198H229V196H228ZM245 198H248V197H245L244 196V198H242V200H244L245 201ZM253 198V197H252ZM5 199H8V198H6L5 197ZM32 199V198H31ZM39 199V198H38ZM51 199H52V197H51ZM78 199V198H77ZM84 199V198H83ZM110 199H112V198H110ZM113 199H112V202H116V200H114L113 201ZM126 199V198H125ZM131 199H133V197L131 198ZM165 199V198H164ZM177 199V198H176ZM214 199V198H213ZM213 199H211V200H213ZM224 199H225V197H224ZM261 199V198H260ZM24 200V199H23ZM68 200H69V198H68ZM80 200H81V198H80ZM98 200V199H97ZM186 200V199H185ZM204 200H205V195H204ZM208 200V199H207ZM215 200V199H214ZM227 200V195H226V199H225V201ZM3 201H4V199H3ZM82 202H83V200H81ZM84 201H85V204L87 203L86 202V200L84 199ZM99 201V200H98ZM97 201V202H98ZM126 201V200H125ZM127 201H131V200H129V198L127 199ZM160 201V200H159ZM180 201V200H179ZM193 201H195V199H193ZM222 201V200H221ZM225 201H223V202H225ZM231 200H229V202H230ZM239 200H237V202H238ZM243 201V202H244ZM262 201V200H261ZM263 201H264V198H263ZM8 202V201H7ZM7 202H2L3 204H5L6 203V205H7ZM22 202V201H21ZM37 202H40L39 200L37 201ZM36 202V203H37ZM56 202H59V201H56ZM114 202V203H115ZM128 202V203H129ZM132 202H134V201H132ZM167 201H165V203H166ZM192 202V201H191ZM198 202H200V200H198ZM229 202H227V203H224V205H226L227 204V206H228V204H230ZM245 202H247V201H245ZM249 202H250V200H249ZM1 203V202H0ZM9 204H10V201L8 202ZM27 203V202H26ZM45 203V202H44ZM61 202H59V204H60ZM67 203H68V201H67ZM67 203H66V205H67ZM127 203V202H126ZM128 203H127V205H128ZM138 203V205H139V203H141V205L143 204L142 202H137ZM163 203H164V201H163ZM181 203V202H180ZM197 203V202H196ZM207 203H208V201H207ZM207 203H205V205H207ZM22 204V203H21ZM30 205V204H32L31 202L30 203H27V205ZM80 204H81V202H80ZM80 204H79V207H80ZM106 204V203H105ZM105 204H104V206H105ZM116 204H118V203H116ZM122 204V203H121ZM159 204V203H158ZM211 204H212V207L213 206H215V204H214V201L212 202L211 201ZM210 204V205H211ZM223 203H220V205H222ZM239 204V203H238ZM264 204V203H263ZM23 205V204H22ZM33 205V204H32ZM36 206L35 207H39V205H38V203L37 204H35ZM66 205L65 204H63V207L65 206V208H66ZM74 205V204H73ZM87 205V204H86ZM91 205H92V203H91ZM101 205V204H100ZM126 205V204H125ZM127 205H126V207H127ZM137 205V204H136ZM144 205V204H143ZM146 205V204H145ZM186 205V204H185ZM189 205H191L192 206V203L191 204H189ZM188 205V206H189ZM193 205H195V204H193ZM242 205H243V203H242ZM245 205V204H244ZM244 205H243V208L245 209L246 207H244ZM256 205V204H255ZM260 205V204H259ZM4 206V205H3ZM2 206V209L4 208ZM11 207L12 208V205L10 204V205H8V207ZM19 206V205H18ZM42 206H43V204H42ZM45 206H46V204H45ZM62 206V205H61ZM103 206V205H102ZM108 206V205H107ZM119 206V205H118ZM147 206V205H146ZM182 206V205H181ZM181 206H180V208H181ZM188 206L186 205V208H188ZM198 206V205H197ZM227 206L225 207L226 209H227ZM230 206V205H229ZM240 206V205H239ZM247 206V205H246ZM261 207H262V205H260ZM8 207H6V209H8ZM9 207V208H10ZM20 207V206H19ZM47 207H48V205H47ZM47 207H43V212H44V214L46 215V216H48V214H49V209L47 208ZM78 207V206H77ZM95 207V206H94ZM106 207V206H105ZM123 207H124V205H123ZM143 207V206H142ZM170 207L171 208H174L173 207V205L172 204H170ZM183 207H184V205H183ZM199 207V206H198ZM207 207H209V205L207 206ZM211 207V206H210ZM241 207V206H240ZM11 208H10V210H11ZM84 207H82V208H80V209H83ZM91 207H89L88 208V210L90 211V210H92V208L90 209ZM102 208V207H101ZM110 208V207H109ZM156 208H158V207H156ZM185 208V207H184ZM185 208V209H186ZM220 208H221V212L223 211V209H224V207H221L220 206ZM230 208H231V206H230ZM242 208V207H241ZM258 208V207H257ZM67 210L69 209V207L68 208H66ZM78 209V208H77ZM85 209H87V207L85 208ZM105 209V208H104ZM104 209H103V212H104ZM108 209V208H107ZM112 209H114V208H111V210ZM132 209V208H131ZM148 209H150V212L152 211L151 209H153L152 207L151 208H148ZM182 209V208H181ZM189 209V208H188ZM188 209H186V210H188ZM254 209V208H253ZM252 209V210H253ZM258 209H260V208H258ZM39 210V209H38ZM60 210V209H59ZM69 210H71V209H69ZM68 210V211H69ZM84 210V209H83ZM116 210V209H115ZM117 210H119V209H117ZM122 210V209H121ZM120 210V211H121ZM155 210V209H154ZM153 210V211H154ZM179 210V209H178ZM185 210V211H186ZM194 210V208H192V211ZM208 210V209H207ZM242 210V209H241ZM262 210V209H261ZM8 211V210H7ZM54 211V210H53ZM53 211H52V213H53ZM73 211V210H72ZM72 211H70L69 213H71ZM97 211V210H96ZM101 211H102V209H101ZM106 211V210H105ZM125 211V210H124ZM140 211V210H139ZM141 211H142V209H141ZM151 212V213H153L154 214V212ZM177 211V210H176ZM227 210H225V212H226ZM246 211H247V209H246ZM250 212H249V217H251V215H250V213H251V210H249ZM254 211V210H253ZM12 212V211H11ZM11 212H9V213H11ZM43 212H42V214H43ZM82 212H84V211H81V213ZM86 212H87V210H86ZM107 212V211H106ZM108 212H109V210H108ZM117 212H119V211H117ZM135 211H133L132 213H134ZM157 212V211H156ZM208 212H210V210L208 211ZM207 212V213H208ZM212 212V211H211ZM224 212V211H223ZM225 212H224V215L221 213V215H222V217H225ZM228 212H229V210H228ZM230 212H231V210H230ZM233 212V211H232ZM232 212L230 213L231 215H232ZM244 212V210L242 211V213ZM262 212V211H261ZM8 213V212H7ZM6 213V214H7ZM13 213H14V210H13ZM65 213H67V211L65 212ZM81 213H79V212H74V214H76L77 215V217L74 215V218L75 219H72V218H69L68 216L67 217H65V215H63V213L61 214V213H54V214H52V219H54V220H56L57 222H60V224H62L63 226H72V227H74V229L76 228V229H80V231H83V234L81 233V236H80V238L78 239V241L79 240H84V239H88V242L85 244V251L86 250H89L90 249V247L92 248V247H97V251H94L95 253H94V255H95V257H97V258H95V257H93V258H88L89 256H87L86 254H80V255H82V259H81V257H80V261H81V263L79 262L78 264H139V263H142L143 261H149L151 264H163L159 259H161L160 258V256H159V259H157L156 257H155V255H150L149 257H146V254L144 255V254H142V253H144L145 251H140V252H142V253H140L139 251H134V249H133V251H132V249H130L129 247V249L132 251H130V250H128L127 248H125L124 246V242H123V245H122V243L120 242V241H122V240H119V238H118V235L115 233V234H111L110 232V230H107V228L106 227H103L102 225H100L99 224V222H100V220L103 218L104 219V216H106V215H108V213L106 214V215H103L101 218H97V214L95 215V214H88L89 215V218L91 217V222L90 223H88L86 220L85 221H82L81 220V218L83 219V217H81L80 215H81ZM88 213H92V212H88ZM96 213V212H95ZM120 213V212H119ZM136 213V212H135ZM165 213V212H164ZM191 213V212H190ZM190 213H188V218H190L189 216V214ZM195 213V212H194ZM199 213V212H198ZM213 213H214V211H213ZM234 213V212H233ZM245 213V212H244ZM80 214V215H79ZM126 214H128L127 212H126ZM131 214V213H130ZM137 214V213H136ZM152 214V215H153ZM158 215H160L159 213H157ZM166 214H168L167 212H166ZM204 214V213H203ZM229 213H227V217H229V215H228ZM4 215V214H3ZM102 215V214H101ZM142 215H143V213H142ZM169 215H170V213H169ZM200 215V214H199ZM210 215V214H209ZM235 215V214H234ZM245 215V214H244ZM264 215V214H263ZM7 216H8V214H7ZM10 216H12V215H9V217ZM131 216H133V215H131ZM138 216H141V214L140 215H138ZM146 216H148L147 214H146ZM156 216V215H155ZM162 216V215H161ZM160 216V217H161ZM168 216V215H167ZM166 215H165V217H167ZM172 216V215H171ZM176 216V215H175ZM192 216H193V214H192ZM191 216V217H192ZM195 216H196V218H197V215H196V213H195ZM246 216H247V214H246ZM5 217V216H4ZM79 217V219H76V218H78ZM81 217V218H80ZM110 217V216H109ZM126 217H127V215H126ZM177 217V216H176ZM175 217V218H176ZM187 217V216H186ZM207 216L205 215V218H206ZM235 217V216H234ZM234 217H233V219H234ZM248 217V216H247ZM254 217V216H253ZM253 217H252V219H251V222H253ZM108 217L106 216V219H107ZM112 218V217H111ZM114 218H115V216H114ZM146 218V217H145ZM153 218V217H152ZM171 218V217H170ZM174 218V219H175ZM178 218H179V216H178ZM196 218H194V219H196ZM209 218H211V217H209ZM236 218V217H235ZM5 219V218H4ZM8 219V218H7ZM127 219H129V218H126V221H125V223H129L128 221H130V220H127ZM130 219H132L131 217H130ZM133 219H134V221H135V218H134V216H133ZM138 219V217L136 218V220ZM154 219V222H155V225H157L158 224V222H156L155 221V218H153ZM174 219H172V220H174ZM185 219V218H184ZM193 219V220H194ZM212 219V218H211ZM210 219V220H211ZM228 218H226L225 217V219L223 220L222 219V222H224L225 220H227ZM258 220H259V218H257ZM84 220V219H83ZM108 220H109V218H108ZM149 220V219H148ZM178 220V219H177ZM183 220V219H182ZM191 221H193L192 219H190ZM215 219H213V221H214ZM217 220V219H216ZM230 220L232 221V219H231V217H230ZM257 220V221H258ZM3 221H5V220H3ZM113 221H114V219H113ZM133 221V220H132ZM134 221H133V223H134ZM138 221V225L140 224L139 222L141 221V218H140V221H139V219L137 220ZM171 221V220H170ZM202 221H204V220H202ZM209 221V220H208ZM212 221V220H211ZM230 221V222H231ZM234 221H235V219H234ZM254 221H256V218H254ZM6 222V221H5ZM103 222V221H102ZM145 222H147V221H145ZM161 222V221H160ZM166 222V221H165ZM171 222H173V221H171ZM196 222V221H195ZM217 222H219V220L218 221H216L215 222V226L217 227ZM226 222H228V220L226 221ZM233 222V221H232ZM237 222H238V220H237ZM243 222V221H242ZM249 222H250V220H249ZM1 223H2V225L3 224H5L4 222H2V220H1ZM7 223V222H6ZM92 223V224H91ZM101 223V222H100ZM104 223V222H103ZM103 223H101V224H103ZM106 223V222H105ZM110 222H108V224H109ZM135 223H137V222H135ZM134 223V224H135ZM152 223H153V221H152ZM152 223H151V225H152ZM157 223V224H156ZM161 223H163V221L161 222ZM169 223V222H168ZM180 223V221L178 220V224ZM204 223H206V220L204 221ZM210 223V222H209ZM234 223V222H233ZM253 223H255V222H253ZM8 224V223H7ZM6 224V225H7ZM13 224L15 225V221L13 222ZM182 224H183V222H182ZM212 224H213V222H212ZM211 224V225H212ZM229 225L228 226H230V225H232L231 223H228ZM5 225V226H6ZM124 225V224H123ZM127 225V224H126ZM131 225H132V223H131ZM138 225H136L137 227H138ZM145 225H146V223H145ZM144 225V226H145ZM176 225V224H175ZM221 225V224H220ZM251 225H253V224H251ZM255 225V224H254ZM257 225V224H256ZM12 226V224L10 225V227ZM62 226V227H63ZM108 226V225H107ZM148 226V225H147ZM146 226V227H147ZM154 226V225H153ZM161 225H157V232H160L159 231V228H162V226L160 227ZM186 225L185 224H183V225H181V223H180V225H177L176 226V234L178 235V237L180 238V241H181V237H183L184 236V234L186 233V230H187V228H188V226H187V228L185 227ZM206 226H207V224H206ZM227 226V227H228ZM234 226H235V224H234ZM258 226V227H257ZM256 227L257 228H259V232H261L262 231V227H259V225H257ZM13 227V226H12ZM15 227L16 226H14V229H15ZM109 227H111V223H110V226ZM139 227L142 229V226L141 225H139ZM146 227H144V229H147ZM166 227H168V225L166 226ZM237 227H239V229H241L242 230V228H244V227H242V226H237ZM240 227H242V228H240ZM247 227V226H246ZM254 227V226H253ZM255 227V228H256ZM120 228V227H119ZM125 228V227H124ZM123 227H122V229H124ZM211 228V227H210ZM213 229H214V227H212ZM225 228H226V226H225ZM230 228H231V226H230ZM230 228L228 227L227 228V233H226V235L229 233L228 232V230H230ZM254 228V229H255ZM256 228V229H257ZM109 229V228H108ZM115 229H116V227H115ZM126 229H128L127 227H126ZM137 229V228H136ZM189 229V228H188ZM197 229V228H196ZM239 229H237L238 230V232L237 233H241L240 231L241 230H239ZM11 230H12V228H11ZM129 230L130 231H132V229H131V226H130V228H129ZM128 230V231H129ZM134 230H135V226H134ZM133 230V231H134ZM149 231H150V229H148ZM167 230V229H166ZM189 230H193V228L192 229H189ZM215 230V229H214ZM223 230V229H222ZM1 231H2V229H1ZM75 231V230H74ZM119 231H120V229H119ZM124 232L123 233H121L122 235L121 236H123V238H125V236H124V233H125V235L127 234V231H125V230H123ZM132 231V232H133ZM143 231V230H142ZM168 231V230H167ZM171 231V230H170ZM217 231H219L220 232V230H217ZM232 231L233 232H235L234 230H233V226H232ZM244 231H245V228H244ZM3 232V231H2ZM145 232H146V230H145ZM169 232V231H168ZM214 232V231H213ZM248 231H246V233L245 234H249V233H247ZM258 232V231H257ZM259 232H258V234H259ZM1 233V232H0ZM8 233H9V231H8ZM7 233V234H8ZM61 233V232H60ZM130 233V232H129ZM134 233V232H133ZM140 232L138 231V234H139ZM165 233H167V232H165ZM164 233V235L166 236V234ZM193 233H194V231H193ZM198 233V232H197ZM201 233H202V231H201ZM200 233V234H201ZM223 233V231L221 232V234ZM224 233H225V231H224ZM231 233V234H230ZM229 233V235H231L230 236V238L231 237H236L234 234L232 235V232H230ZM262 233V234H261ZM260 233V235H262V237L264 236L263 234V231ZM6 234V235H7ZM12 234V233H11ZM10 234V235H11ZM75 234V233H74ZM136 235H137V232L135 233ZM141 234V233H140ZM144 234V233H143ZM143 234H141V235H143ZM152 234V233H151ZM161 234V233H160ZM203 234H205V233H203ZM242 234H243V232H242ZM5 235V236H6ZM7 236L8 237V239H9V237H11V236ZM13 235V234H12ZM141 235H139V237L141 236ZM144 235H147L146 233L144 234ZM143 235V236H144ZM148 235H150V232L148 233ZM175 235V234H174ZM206 235V234H205ZM250 235V234H249ZM259 235V236H260ZM70 236H71V234H70ZM153 236H154V234H153ZM160 236H162V234L160 235ZM192 236H194V235H192ZM237 236H239V235H237ZM258 235L256 236L255 235V238L256 237H259ZM120 237V236H119ZM207 237H210V236H208L207 235ZM213 237V236H212ZM233 237V238H234ZM242 237V236H241ZM244 237H245V235H244ZM121 238V237H120ZM137 238H138V236H137ZM146 238V237H145ZM186 239L188 238V237H185ZM238 238V237H237ZM240 238V237H239ZM239 238H238V241H239ZM249 238V237H248ZM250 238H251V236H250ZM253 238V237H252ZM27 239V238H26ZM127 238H125V240H126ZM133 239V238H132ZM141 239H142V236H141ZM144 239V238H143ZM182 239H184V238H182ZM243 239V238H242ZM247 239V238H246ZM245 239V240H246ZM264 239V238H263ZM2 240V239H1ZM68 240H69V238H68ZM219 240V239H218ZM233 240V239H232ZM237 239H234V241H236ZM250 240H252V239H250ZM258 240V239H257ZM14 241V240H13ZM77 241V242H78ZM152 241V240H151ZM150 241V242H151ZM193 241H195V240H193ZM216 241L217 240H215V244H216ZM220 241V240H219ZM225 241V240H224ZM253 241H255V240H253ZM259 241H260V238H259ZM34 242V241H33ZM76 242V243H77ZM140 243L138 240L137 241H135V243ZM142 242H143V240H142ZM145 242V241H144ZM196 242V241H195ZM194 242V243H195ZM241 242H244V241H241ZM246 242V241H245ZM244 242V243H245ZM256 242V241H255ZM253 242L254 243V245L252 244H250L251 246H253V248L255 247V245H256V243L257 244H259V242ZM264 242V241H263ZM26 243V242H25ZM39 243V242H38ZM46 243V242H45ZM133 243H134V240H133ZM137 243V244H138ZM146 243V242H145ZM153 243V242H152ZM187 243V242H186ZM217 243H218V241H217ZM224 242L221 240L220 242H219V244H222L221 246H225L226 245V247H227V244H230V243H228V242H225L224 244H223ZM240 243V242H239ZM141 244L142 243H140V245L139 246H141ZM154 244V243H153ZM153 244H150V245H153ZM190 245H191V243H189ZM197 244H201V241H200V243L199 242H197ZM249 243H247V247H250L249 245H248ZM147 245V244H146ZM184 245V244H183ZM207 245L209 246L210 245V243L209 242H207ZM207 245H206V247H207ZM262 244H260V246H261ZM41 246V245H40ZM128 246V245H127ZM143 246H144V243H143ZM143 246H141V248L143 249ZM168 246V245H167ZM186 246H187V244H186ZM201 247H202V244L200 245ZM199 246V247H200ZM240 246L241 245H239V248H240ZM263 246V245H262ZM150 247V246H149ZM168 247H170V245L168 246ZM192 247V246H191ZM205 247V246H204ZM230 247V246H229ZM232 247H234V246H232ZM231 247V248H232ZM242 247V246H241ZM245 247H246V245H245ZM258 247V246H257ZM256 247V248H257ZM104 248H106V249H104ZM140 248V247H139ZM145 248V247H144ZM154 248V247H153ZM188 248V247H187ZM193 248V247H192ZM209 247H207V249H208ZM210 248H212V250H213V247L211 246ZM217 248V247H216ZM216 248H214V252L213 253H215L216 254V252H218L219 250L218 249H216ZM223 249H224V247H222ZM243 248H244V246H243ZM252 248V249H253ZM260 248V247H259ZM0 249H2L1 250V252L4 250L5 252H7V253H9V254H11L13 257H14V259H16V260H18L19 261V263L20 264H33V262L32 263H30V262H28V261H26V260H24L20 255H18V254H16L15 253V251H13L12 249H10V245H9V247L8 246H6V245H4V244H1L0 243ZM40 249L42 250V248L40 247ZM58 249V248H57ZM83 249H84V247H83ZM185 249V248H184ZM202 249H204L203 247H202ZM206 249V248H205ZM228 249V248H227ZM227 249H225V250H227ZM263 250H264V246H263V248H262ZM15 250V249H14ZM61 250V249H60ZM136 250V249H135ZM229 250L231 251L232 249H230L229 248ZM243 250V249H242ZM245 250V254H246V248L244 249ZM259 251L261 250V249H258ZM262 250V251H263ZM27 251V253L29 254V252H28V249L26 250L25 249V252ZM92 251H93V249H92ZM207 251H209V250H206V252ZM230 251H226L227 252V254H228V252H230ZM251 251V250H250ZM253 251H257V249L256 250H253ZM40 252V250L38 251V253ZM56 252V251H55ZM63 252H65L64 250L62 251V254H61V256H63ZM71 252V251H70ZM155 252V251H154ZM157 252V251H156ZM166 252V251H165ZM233 252V250L231 251V253ZM243 252V255L242 256H244V251H242ZM17 253H18V251H17ZM20 253V252H19ZM32 253V252H31ZM46 253H47V251H46ZM46 253H44L45 255H46ZM92 253V252H91ZM90 253V254H91ZM147 253V252H146ZM158 253V252H157ZM191 253V252H190ZM208 253V252H207ZM212 253V254H213ZM252 253V251L250 252V253H248V254H246V255H249V254H251ZM262 253H264V252H261V253H259L260 255H263ZM8 254V255H9ZM70 254V253H69ZM72 254V253H71ZM154 254V253H153ZM163 254V253H162ZM170 254V253H169ZM210 254H211V251H210ZM211 254V255H212ZM226 254V255H227ZM258 254V253H257ZM257 254H254V257H257ZM31 255H33V254H31ZM59 255H60V253H59ZM74 255H75V257H79L78 255H79V253H74ZM74 255H73V257H74ZM161 255V254H160ZM214 255V254H213ZM212 255V256H213ZM233 255V254H232ZM240 255V254H239ZM30 256V255H29ZM71 256V255H70ZM158 256V255H157ZM168 256V255H167ZM170 256V255H169ZM168 256V257H169ZM210 256V255H209ZM216 256H218L219 257V255H218V253H217V255ZM224 256H225V254H224ZM238 256V255H237ZM264 256V255H263ZM6 257V256H5ZM12 257V258H13ZM99 257H102V258H104V259H98ZM172 257V259H173V256L171 255L170 256V258ZM179 257V256H178ZM199 257V256H198ZM229 257H230V253H229ZM240 257H241V255H240ZM249 257V256H248ZM29 258H32V256H30ZM34 258V257H33ZM32 258V259H33ZM39 259H40V261L41 260H43V259H41L40 257H38ZM38 258H37V260H38ZM43 258V257H42ZM162 258H164L163 256H162ZM184 258H185V256H184ZM183 258V259H184ZM225 258L227 259V261H229L228 260V258H227V256H225ZM244 258V257H243ZM249 258H251V257H249ZM258 258V257H257ZM256 258V259H257ZM261 258H263V257H261ZM31 259V261H33ZM35 259V258H34ZM196 259V258H195ZM214 259H215V257H214ZM252 260H254L253 258H251ZM256 259H255V261H256ZM57 259H55V261H56ZM58 260H61V258L60 259H58ZM78 260H79V258H78ZM133 260H135V261H133ZM163 260V259H162ZM164 260H168L167 258L165 259L164 258ZM197 260V259H196ZM232 260H235V261H232ZM246 259L244 258V262L243 261H239V260H236V255L233 257V259H231V264H245L246 263V261H245ZM258 261H259V258L257 259ZM262 260V259H261ZM44 261L45 260H43V262H42V264H44ZM69 261H70V259H69ZM130 261H133V262H130ZM147 261H146V263H147ZM166 261H165V264H166ZM168 261H170L169 262V264L171 263V259L170 260H168ZM182 261V260H181ZM185 261V263H186V260H184ZM184 261H182V262H184ZM198 261V260H197ZM216 261H217V263H220V262H218V261H220V260H218V259H216ZM221 261H222V259H221ZM71 263H72V260L70 261ZM70 262H69V264H70ZM78 262V261H77ZM174 262H175V260H174ZM180 262V261H179ZM181 262V263H182ZM224 262V261H223ZM233 262V263H232ZM250 262V261H249ZM40 263V262H39ZM59 263H60V261H59ZM75 263H76V261H75ZM180 263V264H181ZM229 263V262H228ZM251 263V262H250ZM257 263V262H256ZM264 263V262H263ZM11 264V263H10ZM45 264H47L46 263V261H45ZM55 264V263H54ZM72 264H74V263H72ZM149 264V263H148ZM168 264V263H167ZM177 264V263H176ZM179 264V263H178ZM188 264V263H187ZM191 264H197V262H192ZM202 264V263H201ZM230 264V263H229ZM261 264H262V261H261Z\"/></svg>",
    "mask_w": 264,
    "mask_h": 264
}]
</instances>
